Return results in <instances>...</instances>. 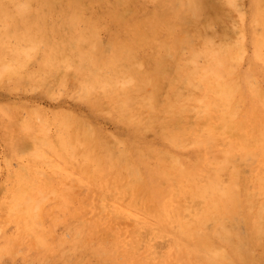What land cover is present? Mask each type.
<instances>
[{"label": "rangeland", "instance_id": "1", "mask_svg": "<svg viewBox=\"0 0 264 264\" xmlns=\"http://www.w3.org/2000/svg\"><path fill=\"white\" fill-rule=\"evenodd\" d=\"M23 1V0H22ZM27 1V0H26ZM26 1H24L23 3H25L26 5H27V7H29V8H27L26 10H25V14H23L22 13V15H24V16H26V17H24V16H20V14H18V11L16 12V10L17 9H15V8H17V7H15L14 6V2L11 0V1H9V0H4V2L6 3V4H8V7H10V9L12 10L11 12H13L14 11V13H11V12H9L10 11V9L7 7V11L10 13V15H11V17H14L15 16V13H17L16 14V19L17 20H15L14 18H13V20L12 19H10V20H12V22L15 20V22L16 21H18V24H19V26H17V22H16V25H14L12 22H10V20L9 19H7L8 21H9V23H11L12 25V27H13V25H14V27H19V30H20V28H21V26H22V29L18 32V31H16L17 32V34L18 35H20V38L22 37L23 38V35L24 34H19L23 29H24V25H26V30H27V26L28 27H33V30L34 29H37L35 32H37L38 33V31H39V29H40V27L42 26V31H41V33L43 34L44 33V41L43 40H41V38H40V40L38 41L39 42V44L38 43H36L34 46L31 44V43H29V42H25L26 41V39H25V43H23V42H21V40H20V42L23 44V45H21L20 47H18V49H22V51L24 52H21L20 53V51H18L17 50V52H15L16 51V46H18V45H20V43L18 44V42L16 41V43L18 44V45H16V43H14L15 44V46H14V44L12 45V44H10L12 41L14 42V40H13V38H17V36H15L14 35V33L16 34V32H14V30H13V28L12 27H10V29L8 30L9 32H10V34L12 35L13 34V38L11 39L10 37H7V36H9L8 35V33H7V29L5 28L7 25H9V23H8V21L7 20H5V21H0V30L4 33V37L6 38V40H5V38L3 39L2 38V35H1V31H0V38L1 39H3V41L1 40L0 41V58H2V59H4L3 57H5L6 55V57H8V58H6V59H4V60H2V59H0V68H1V66H2V64H3V62L4 63H6V61L7 62H10V61H15V60H17V56L19 57V59H18V61H21L22 59L23 60H26L27 59V66L26 65H24V63L23 62H21V67L20 68H25L24 70H23V68L22 69H18V71H19V75H18V71H17V73L16 72H14V73H16V74H14V73H11V74H14V75H11V74H6L5 73V75H4V77H2V76H0V115L1 114H5L6 115V117H8V118H6L4 115H1L0 116V122L2 121L3 122V124L1 123L0 124V205H5L7 202L9 203V204H7V205H5L4 207L3 206H0V264H132V262H133V260H135V264H137L138 262H139V260L141 261V262H139L138 264H143V261L145 262V260H147L145 263L146 264H154V262H155V264L157 263V264H161V262L163 263V264H167V261L169 262V260L171 259V257H172V261L175 263L176 262V264H180V260H182V262L181 263H184L183 261H185V264H189V263H187V260H189V259H191L192 261L190 262V264L192 263V264H199L200 262L199 261H197V260H199L200 258H203L204 259V257H203V255H201V254H189V255H193L192 257H189V255H188V257H189V259H187V260H183L185 257H187V252L186 251H184V249H182L183 250V252H186V253H184V254H182V251L180 250V252L178 253V252H176V250H178L179 251V249L182 247L181 246V244H179L180 246H178L176 243H175V235L172 233V232H170L169 230H168V233H166L167 232V230H165V232H162V230L163 229H161V227L157 224V223H155L154 221H156V219L155 218H157V217H155L156 216V212L158 211V210H163L164 209V205H165V203H166V201L164 200V199H166V193L168 194L169 192H171L172 194H173V192H174V190L172 189V184H173V180L175 179L174 177H169V176H167V174H165V173H163L162 171H157V164L158 163H156V162H159V160H164V158H165V154L167 153V154H169V155H167L166 156V158L169 156V158L171 157H174V158H172V159H175L180 165H182L183 167H184V164H185V167H190V166H193V165H195V164H198V162H200V160H201V158L199 159V157H201L202 155H204L205 154V148H203L202 146L200 147V145H199V143H195V141H192L193 143H190L189 144V142H191V141H187L188 140V138L186 137L185 139H187L186 141H185V139H184V141L186 142H184V143H182V145L183 144H186V145H183V147H182V145L180 144V147H179V143H173V141H171V139H168L169 137H164L166 134H162V133H167V129L165 128V130H163L164 129V127H161L163 124V126H165L166 124H168V125H170V126H172L173 124H174V122H176V124H174V126H172V129H174V130H176V131H181V129L180 128H184V126H186V125H190V126H192V125H199V124H201V123H199V119H193V118H198L197 117V113H199L196 109L198 108V107H200L199 105H200V102H201V100L202 99H198V98H201V97H204V86L202 87V85L203 84H198L199 85V87L197 86V88L199 89V90H196L197 88L194 86V88L192 89V90H190V91H192L193 93H192V95L194 94V96H192V97H194L193 99L191 98V95H190V91L188 90H186V87H187V89H190V86H189V84H187V83H189V82H187V80L185 79H183V81L185 82L186 81V83H183V81H182V79H180L182 76L180 75V76H177V72H178V70H180L181 68H183L181 65H183V66H189L190 64L189 63H191V65L190 66H194V64L195 65H199L200 67H206L207 65H203L204 63H205V59H206V63L205 64H208L209 62L207 61V60H209L208 58H206V57H208V56H203V55H205L206 53H205V49L204 48H206V45H205V47H204V44H205V41H207V40H209L208 41V44H210L209 46L211 47H213V44L212 43H214L213 42V37L211 36V34H213V36H215V38H214V40L216 41V43L214 44L215 45V49H220V47H222V46H220V44L219 45H217L218 44V40H219V36H223L224 38H221V41L219 40V43L221 42L222 44H224L223 42H225L226 41V39H227V36L225 35L224 36V32L226 33V31H227V33H228V31H229V36H228V38L229 39H227V41H228V43H225L224 45H225V47H227L226 45H230V43H232V44H234V51L232 50L233 48H231L230 46H232L233 47V45L231 44L230 46H228L227 47V49H229V50H232L233 51V53L235 52H237V51H239V49L237 50V49H235V46H237V44H238V41H240L241 43L242 42H244L243 44L245 45H243L242 44V46L244 47L243 48V51H239L240 52V54H239V52H237V55H234L232 52H231V55H232V57L233 58H236V59H238V60H241L240 61V63L241 64H239V63H237L236 62V59L235 60H233L232 59V57H231V55H230V57H231V59L229 58V62L227 63V71L229 72V70L231 69L232 71H234V73H224L223 74V76L224 77H226L227 76V74H230V75H228L227 77L229 78V79H231V77H232V79H231V82L232 83H234L235 84V86L237 87V90H238V92L240 91L242 94H244V96L242 97L241 95L242 94H240V92L238 93L239 95H238V97H242L243 98V107L244 108H241L240 110H242V111H240L239 110V115L241 116V114L242 115H244V113L246 112L245 110H246V108L245 107H248V106H250L251 105V96H252V94L251 93H253V91H252V89L255 91V92H257V88H255L256 87V84H253V83H258L259 85L257 86V87H260L261 89H264V62L262 61V60H260V59H257L258 57H255V55L257 54L256 53V49H255V46H254V36H255V38H256V40H257V42H259L260 43V45H261V47H262V51L264 50V45H263V43L261 42V41H259L260 40V36H261V33L259 34L258 32H256V31H264V28L262 29L261 27L260 28H257L258 27V25L260 26H262V27H264V24H263V22H261V21H259V20H257L258 18H260V20H264V15H263V17L262 16H260V15H262V13L264 14V12H261V11H263L264 10V7L263 6H260V7H263V9H261V10H259L260 12L258 13L257 11H255V9H258V7H259V2H258V5L256 4V2H255V0H224L223 2H225V3H227V4H223L222 3V0H208V3L210 4L209 6H208V4H207V0H203L204 2H205V8H207V7H209L208 9H209V11H208V9H207V13L206 12H203V11H206L205 9H204V7H203V5H201L200 7L202 8V9H204V10H202V14H201V11H200V13H198V14H194L193 13V15H191L192 17H198L199 18V16L200 15H203V16H201V20H200V22L198 23V21H197V19L195 20L194 18H193V20H191V17H189L190 16V14H189V16L187 15L188 13H190L189 11L190 10H186V14H184L185 12H183V14H178L177 12L179 11V12H181V10H179V9H182L183 7H185L186 8V6L188 5V3H189V1L188 0H186V1H184V4L182 3V1L181 0H177V2H179V4L180 3H182L181 5H182V8L180 7V5H179V8L177 7V2H175V0H174V2L177 4L176 5V7L173 5V4H175V3H173V1H171V0H163V2H162V0H128V4H126L125 3V1H124V4H123V0H122V4L120 3V0L118 1L119 3H120V6L118 5L119 3H117L116 1L117 0H111V1H113V2H111V3H108V2H110V0H102L103 2L101 3L99 0H96V2L98 3L97 5H95L93 2H95V0H90L91 2L89 3V1L87 0V2H86V0H83V3H84V5L85 4H88V5H86L85 7H86V9H84L85 7L84 6H80V8H81V10H82V14H78V16H79V18L81 19L82 17H86V19L88 18V23H89V21H95L94 23H95V25H96V30H95V34L92 36L89 32H86L88 35H91V38L93 39V38H97V39H100L99 41L97 40V39H95V41H97V42H99V43H103L104 44V48L103 47H98V50L100 49H107V50H104V51H100L101 52V54L102 55H104V57H106V56H109V55H111L112 54V48L111 49H109V46L111 45L113 48H115V44H119V43H121V41H122V43L124 42V39L126 38H130L131 37V35H132V37L131 38H133V36H134V38L136 37V36H138L139 35V33H140V31H139V27L141 28V27H144L143 29H144V31L147 29L148 30V27L151 29V30H153L155 27L161 32V31H163V32H157V34H156V36H154L153 38H151V42L149 41V40H147V41H149V42H147L146 41V46H145V49L144 48H139V46H137L136 47V50H135V53H136V55L138 56V57H136L137 59H139L138 61V63H140V64H138L137 63V67L139 68V70H141V71H144V69L145 70H149L150 69V67H152V61H149V59L151 60V59H153V58H155L156 56V58L155 59H162L161 57H160V55L161 54H165V56L164 55H161L162 57H163V60H162V63H161V66H160V68L162 67L163 69H166V66L168 67L167 69H168V71L171 69V71H165V72H167L166 74V77H162L160 80H159V83H161V85L159 84V86H158V91H157V93H158V95L159 94H161V92H163V91H161L162 90V88H165L166 86H170V85H168V83L167 82H169L170 80H169V77H173L174 76V72L176 73V75L173 77L174 78V89L173 90H175L179 85V87L182 89L183 87H185L184 88V90H186L188 93H189V95L190 96H188V95H186L185 96V94L187 93L186 91L183 93V92H181V90H179L178 88H177V90L178 91H176V92H178L179 93V95H181V96H183L182 94H184V97H182L183 99H184V106H185V108H186V105H188V103H189V107L191 106L190 104H193L190 108H189V111H187L186 109H185V111H183V112H185L186 114L185 115H183V113L181 114L180 113V111H173L174 113H176V114H174L173 113V115H168V113L167 112H165L164 110H160V111H158V113L160 112V113H162L161 115H160V113L158 114L157 113V116H155L154 117V115H150V109L148 110V111H145V109L146 108H149L150 107V105H149V107H147V105L149 104V103H146V101H144V105H145V107H144V105H143V108H142V104L141 103H139V104H135V106L132 104L131 105V107L132 108H130L129 110L127 109V111L129 112L128 114L127 113H125L124 111H122V110H119V108H116L115 107V105H118L119 106V103H118V101H117V99H115L114 97L113 98H111V95H113V94H115V93H117L115 96H120L121 95V93L122 94H124V91H123V89L122 88H125L124 86V83H123V81H120V88L118 87V89H120V91L117 89V90H115V92L113 91V92H108V91H103V89H100V88H97L96 90H95V92H94V90L92 91V92H86V93H84L85 95L86 94H89V95H87V96H83V93H82V90H84L83 88V84H84V82L86 81V78L88 77V67H87V65L89 64L86 60L84 61L83 59H81V57L79 58V57H76V55L74 54V53H77L78 55L79 54H81V52H80V50L81 51H84V46H86L85 44H83L84 46H82L81 47V45H80V47H81V49H76V48H79V44L80 43H78L80 40H79V37L77 36V33L76 32H74V33H72V31L68 28V27H64V28H68V29H64L63 28V26L64 25H62L61 24V22L63 23V21H64V14H63V16H62V13H64V10H65V8H67L68 9V5L65 3L66 2V0H65V2L62 0V2L63 3H61V0L59 1V0H56V2H55V4L57 3L58 5H59V7H62V9H60L59 7H58V5L57 6H55L56 8H59V9H54V5L55 4H53L54 2L52 1V0H44L45 1V4H43V5H48V7L47 8H49V6H51L49 9H46V7L45 8H43V7H41V5H42V3H44V1L43 0H41V2L42 3H40L41 5H38L39 4V0H32V1H28V2H30V3H28V2H26ZM38 1V2H37ZM73 1L74 0H67V3L69 4V3H73ZM82 1V0H81ZM80 1V2H81ZM114 1H115V3H114ZM165 1V2H164ZM181 1V2H180ZM202 0H199V2H201ZM203 1L201 2V3H203ZM259 1V0H258ZM261 1V0H260ZM264 0H262V2H263ZM10 2V3H9ZM46 2H48V4L46 3ZM52 2V3H51ZM86 2V3H85ZM105 4L106 2V4L105 5H102L101 6V4ZM131 2V3H130ZM156 2H157V4H156ZM186 2V3H185ZM237 2V3H236ZM28 3V4H27ZM38 3V4H37ZM91 3L93 4V6L91 5ZM166 3H167V6H166ZM173 3V4H172ZM254 3V4H253ZM264 3V2H263ZM40 7H38L37 5ZM82 4V3H81ZM90 4V5H89ZM108 4V5H107ZM130 4V5H129ZM160 4H163V5H161V6H159ZM185 4H187V5H185ZM30 5H31V7H30ZM65 5V6H64ZM83 5V4H82ZM122 5L123 6H125V9L122 7ZM160 7H158V6ZM169 5H171L170 7V9H168L169 8ZM183 5H185V6H183ZM235 5H237V6H235ZM262 5H264V4H262ZM35 6V7H34ZM36 6H37V8H38V10H37V8H36ZM87 6H89V7H93V8H87ZM101 6V7H100ZM105 6H107L106 7V12H104L105 11ZM113 7V8H118V9H114V10H116V12H118L119 11V13H118V15L116 14V13H114V12H112V13H114L115 15H113L112 13H111V10H110V7ZM156 6V7H155ZM172 6L173 7H175L174 9L176 10L175 12H174V10H172ZM251 8H250V7ZM15 9V10H13V8ZM82 7H83V9H82ZM96 7V8H95ZM111 7V9H113ZM166 7H167V9H166ZM30 8H32V9H30ZM51 8H53L54 10H58V11H60V13H58V12H56V11H53V9H51ZM79 8V9H80ZM154 9V11L153 12H150L149 10L150 9ZM89 9H90V11H93V12H90V13H88L89 15L88 16H86V12L87 11H89ZM98 9H99V11H98ZM125 10V11H123V12H121L120 13V10ZM138 9V10H137ZM146 9V10H145ZM164 9L166 10V14L169 12L170 14V16L169 15H167L168 16V20H167V18L164 16V22L165 23H161L162 22V20H161V24H163V25H160V23L158 24L159 26H162V28L164 27V24H165V26L166 27H164V29L162 30V28H160L158 25H156L157 23V21L159 22L160 21V19H163V15L165 14V13H163L164 12ZM188 9V8H187ZM31 11L32 10V12H26V11ZM50 10V11H49ZM114 10H112V11H114ZM118 10V11H117ZM134 10L135 11H137V12H134ZM142 10V11H141ZM148 10V11H147ZM159 10V11H158ZM162 10V11H161ZM185 9H183V11H184ZM37 11H38V14H40V17H38V14H37ZM46 11H48L49 12V14H48V18H47V14H45L46 13ZM79 11V10H78ZM103 11V12H102ZM108 11V12H107ZM141 11V12H140ZM147 11V12H146ZM168 11V12H167ZM256 12V13H254V12ZM54 12H56V14H60V15H58V17H56L55 18V16H57L56 14L54 15ZM81 12V11H80ZM79 12V13H80ZM95 12V13H94ZM100 12H102L101 14H100ZM163 13V14H160V16H159V14H157V13ZM172 12H174V13H172ZM27 13H28V15H27ZM97 13V14H96ZM113 15V20H111L112 19V17H109L110 15ZM122 13L124 14L125 13V18L124 19H127V17H128V20L130 19V24H129V21H125L124 20V22H122V24H118V23H120L121 21H123V19L121 20V18H122ZM133 13V14H132ZM139 13V14H138ZM152 13H154V16H153V14ZM182 13V12H181ZM208 14V16H211V17H213L212 19H211V17H210V19H206V20H213L214 22H210L209 24L208 23H206V21L204 20V18H206V14ZM209 13H210V15H209ZM253 13L256 15V17H253L254 15H253ZM12 14H13V16H12ZM36 14H37V16H36ZM99 14V15H98ZM108 14V15H107ZM136 14H137V16H136ZM143 14V15H142ZM147 14H151L152 16H150V17H152V18H154V19H158V16H159V18L160 19H158V20H154V19H152V18H148V20H147V18H146V16H147ZM177 14V15H176ZM191 14H192V12H191ZM257 14H259V16L257 15ZM42 15V16H41ZM44 15V16H43ZM84 15V16H83ZM101 15H103V17L101 18ZM128 15V16H127ZM129 15H131V16H129ZM142 15V16H141ZM148 15V16H149ZM162 15V16H161ZM173 17H172V16ZM182 15L184 16H188L189 18H190V20H188L187 19V17L186 18H184L185 20H183V18H181L182 17ZM195 15H199V16H195ZM252 17H251V16ZM20 16V17H19ZM33 16H35V18L33 19H31V17H33ZM59 16H60V18H62V20L63 21H60L61 19L59 18ZM100 16V17H99ZM107 16V17H106ZM117 16H119L118 18V20H121L120 22L118 21V20H116L115 21V19H117ZM127 16V17H126ZM136 16V17H135ZM139 16H141V17H143V19L144 18H146V19H142L143 21H138L137 19H139V20H141V17H139ZM180 18H179V17ZM244 18H243V17ZM250 16V17H249ZM41 17H43V18H45L46 17V20L48 21V28H47V26H45L44 24H46V23H43V21L45 20V19H42ZM94 17H96V18H94ZM98 17V18H97ZM116 17V18H115ZM177 17L179 18V19H181V21L183 20V23H180V21L177 19ZM204 17V18H203ZM262 17V18H261ZM40 18V19H39ZM52 18V19H51ZM89 18H90V20H89ZM100 18V19H99ZM105 18H106V20H107V22H105L106 20H105ZM108 18V19H107ZM115 18V19H114ZM246 18V19H245ZM254 18V19H253ZM19 19V20H18ZM21 19V20H20ZM27 19V20H26ZM28 19L30 20H33V21H36V23L37 24H35V22H33L35 25H33V24H30V21L28 22ZM37 19H39L40 20V22H39V20L37 21ZM57 20V22H56V20ZM85 19V20H86ZM92 19V20H91ZM101 19H104V20H101ZM135 19V20H134ZM150 19V20H149ZM177 19V20H176ZM186 19H187V23H185L186 22ZM200 19V18H199ZM243 19V20H242ZM255 19H256V21H255ZM43 20V21H42ZM55 20V21H54ZM111 20V21H110ZM137 20V23H135L136 24V26L133 24V26L131 27L132 29H133V27H134V31H132V29H130V26L132 25L131 23H134V21H136ZM152 20V21H151ZM172 20V21H171ZM175 20L176 21H179L178 23H180V24H176L175 25ZM196 21V22H193V23H189V21L190 22H192V21ZM241 20H242V23H241ZM252 20H254V21H252ZM82 21V20H81ZM108 21H110V22H108ZM115 21V22H114ZM154 21V22H153ZM251 21V22H250ZM25 22V23H24ZM45 22V21H44ZM52 22V23H51ZM59 22V23H58ZM139 22V23H138ZM147 24H146V23ZM152 22V23H151ZM166 22H167V24H166ZM171 22V23H170ZM204 22H205V24L207 25L208 24V26L209 25H211V26H209V28L208 29H206V30H208V31H206L205 30V32H206V34L204 35V34H202L201 35V33H203V31H204V29L206 28L205 27V25H203L204 24ZM258 23V25H257V23ZM260 22V23H259ZM4 23V24H3ZM51 23V24H50ZM81 22L79 21V23L77 24V26H78V29H80L81 30V27L82 26H80V25H84V27L83 28H85V27H88V25H87V23L84 21V18H83V23L82 24H80ZM106 23H108V24H105ZM141 23H145V25L143 26ZM156 23V24H155ZM184 23H185V25H184ZM197 25H196V24ZM242 24L243 26V28H244V30H243V28H241L240 27V29H238L237 27H239V24ZM246 23V24H245ZM3 24V25H2ZM39 24V25H38ZM54 24H56V25H54ZM64 24V23H63ZM98 24L101 26V27H99L98 26ZM101 24H104L105 26H106V29H105V27H103L104 25H101ZM114 24H118L119 25V27H117L116 25H114ZM142 26H141V25ZM150 24V25H149ZM155 24V25H154ZM171 24V26H172V24H174L175 25V27L173 26V28H176V30L174 31V33L176 32V35L178 36H176L174 33H172L170 30V35H169V33H167V32H169V31H166V29L168 30V27H169V25ZM182 24V25H181ZM189 24V26H190V24L192 25V27H187L186 25H188ZM196 25V26H198V28H199V24H201L202 26H204L203 27V30H202V28L200 27V29L201 30H199V33H195L194 31H196V30H194L195 28L193 27V25ZM240 24V25H241ZM38 25V26H37ZM41 25V26H40ZM43 25H44V28H43ZM47 25V24H46ZM128 25V26H127ZM139 27H138V26ZM154 25V26H153ZM178 25V26H177ZM183 25H184V27H185V29L186 30H188V34H189V30L191 29L193 32H190L191 34H189L188 36H190L189 38H184V37H179L180 36V34L179 33H181V32H183L182 31V29L184 30V27H183ZM200 25V26H201ZM247 25H249V26H247ZM255 25V26H254ZM53 26H54V30H56V26H60V27H58L59 28V30H60V32L59 33H61L62 32V34L61 35H63V37L65 38L64 39V41H61L62 39H60L62 36L59 34V37H58V33H55V32H53L54 30H53ZM76 26V27H77ZM110 26V27H109ZM124 26H126V27H124ZM148 26V27H147ZM158 26V27H157ZM181 28H180V27ZM195 26V27H196ZM227 26L229 27V28H227ZM237 26V27H236ZM4 29H3V28ZM36 27H38V28H36ZM46 27V28H45ZM51 27V28H50ZM98 27V28H97ZM187 27V28H186ZM61 28H62V30H61ZM104 28V29H103ZM110 28V29H109ZM124 28H125V30H124ZM128 28V31H129V33H133V34H128V32H126V29ZM138 28V29H137ZM155 28V29H156ZM171 27H169V29H170ZM180 28V29H179ZM193 28V29H192ZM198 28H196V29H198ZM211 28V29H210ZM248 28V29H247ZM257 28V29H256ZM47 29V32H48V34H49V37H47V33H46V30ZM77 29V28H76ZM89 29V28H88ZM87 28L86 29H84L85 31H87L88 30ZM112 29H116L115 31L113 30L112 31ZM123 29V30H122ZM251 29V30H250ZM258 29H260V30H258ZM4 30V31H3ZM16 30H18L17 28H16ZM49 30V31H48ZM50 30H52V32H50ZM65 30L67 31V34H64V33H66L65 32ZM83 30V29H82ZM130 30H131V32H130ZM139 32H137V31ZM141 31H142V28L140 29ZM166 32H165V31ZM253 30V31H252ZM14 32V33H11V32ZM33 31V32H34ZM57 31V30H56ZM96 31H97V33H96ZM110 31H112V32H110ZM121 31V32H120ZM149 31V30H148ZM179 31V33H177ZM181 31V32H180ZM198 31V30H197ZM196 31V32H197ZM202 31V32H201ZM26 32V31H25ZM58 32V31H57ZM108 32V33H107ZM120 32V33H119ZM126 32V34H123V33H125ZM136 32H137V34H136ZM146 32V31H145ZM201 32V33H200ZM204 32V33H205ZM250 32V33H249ZM2 33V34H3ZM26 33H28V32H26ZM25 33V34H26ZM54 33V34H56L57 35V38H55L56 37V35L54 36V37H52L51 35ZM70 33V34H69ZM101 35H99V34ZM115 35H114V34ZM119 33V34H118ZM158 33H160V34H158ZM166 33H167V35L169 36V38H168V36H167V38L165 37L166 36ZM172 33V34H171ZM184 33H185V35H183V36H187L186 35V32L184 31ZM183 33V34H184ZM194 33H195V35L197 34V38H195L194 40L196 41L197 40V43L195 42L194 43V40L192 39V38H194V37H196L195 35H194ZM210 34V36H209V34ZM247 35H246V34ZM39 34H40V31H39ZM38 34V35H39ZM72 34H73V36H72ZM113 34V35H112ZM135 34H136V36H135ZM163 34V35H162ZM174 34V35H173ZM179 34V35H178ZM201 35V37H200V39H202V40H204V43H200L199 41H202V40H200L199 38H198V35ZM221 34V35H220ZM256 34V35H255ZM259 34V35H258ZM69 35V36H68ZM96 35L98 36H100V38H99V36L98 37H96ZM108 35V36H107ZM111 35V36H110ZM117 35H118V39H117ZM130 35V36H129ZM182 35V34H181ZM191 35H192V37H191ZM217 35V36H216ZM244 35V36H243ZM61 36V37H60ZM71 36V38H69ZM74 36H76V37H74ZM95 36V37H94ZM110 36V37H109ZM115 36V38L116 39H114L113 37ZM126 36V37H125ZM161 36V37H160ZM174 36H176L177 37V39L174 37ZM205 36H207V38H205ZM241 36V37H240ZM46 37L49 39V41L50 40H52L50 43H57L56 41H58V42H60L61 41V43H58V44H54L55 46H56V48H57V46L59 45H61V44H63V43H66V44H64L65 46V48L67 49H65V51H64V55L66 56V58H68L69 60H70V62H71V58H73L72 59V62L70 63V64H67L66 65V63H65V66L64 65H62V64H64L63 62H58L59 64V67H58V69H57V64H55V65H49V66H43V59H44V57H45V55H46V51H48L50 48V46L52 47V49H55V47L54 46H52V44L50 45L49 44V42H47L46 41ZM53 39H52V38ZM62 37V38H63ZM76 38V39H78L79 41H77V40H75L74 38ZM106 37V38H105ZM157 37V38H156ZM163 37V38H162ZM165 37V38H164ZM210 37V38H209ZM238 37H239V39H238ZM249 39H248V38ZM103 38V39H102ZM111 38V39H110ZM127 39L128 40V43H132V41L133 42H135V40L137 39H134V40H131V38L130 39ZM162 38V39H161ZM172 38H173V40H172ZM180 40H179V39ZM183 38V39H182ZM24 39V38H23ZM72 39H74L75 40V42L74 43H76V44H74V45H76V47H74V45H72V44H70L69 43V45H68V42L69 41H71ZM107 39H110V40H108L107 41ZM112 39H114V41H117V42H114L113 44H114V46H113V44H112ZM152 39H153V41H152ZM157 39V40H156ZM165 39V40H164ZM182 39V40H181ZM185 39H187V40H185ZM190 39V41H192L193 40V42L191 43L194 47H196V46H198V47H196L198 50L196 51V48H194L193 46H189V43H188V45H187V47H186V43L187 42H185V41H188ZM198 39H199V41H198ZM225 39V41H223ZM244 39V40H243ZM252 41H251V40ZM10 40V42L8 43V41ZM18 40V41H19ZM65 40H66V42H65ZM103 40H104V42H103ZM127 40H125V43H126V41ZM156 40V41H155ZM163 40V41H162ZM168 42H167V41ZM172 40V41H171ZM237 40V42H234V41H236ZM28 41V40H27ZM77 41V42H76ZM130 41V42H129ZM165 41H166V43H169V44H172L173 42H177V46H178V48H177V51L178 50H180V48H182L181 50V53H180V51L179 52H177L178 53V60L177 61H179V63L177 62V64H176V62H175V59L173 58V56H171L172 57V59H171V57H170V53L169 52H171L172 53V51H169V52H163V51H165V49H162V48H160L161 46H162V44H164L165 43ZM182 41H184V45H183V43H182V47H180V43ZM223 41V42H222ZM6 44H5V43ZM12 42V43H13ZM42 42H44L46 45H45V47H47V48H45L44 46H43V48H45V49H43V48H41L42 47V45H44V43L43 44H41ZM81 42H82V40H81ZM111 42V43H110ZM164 42V43H163ZM189 42V41H188ZM234 42V43H233ZM246 42V43H245ZM251 42V43H250ZM72 43V42H71ZM77 43H78V45H77ZM144 43H145V41H144ZM153 43V44H152ZM240 43V44H241ZM7 44H8V46H7ZM26 45V47H25V45ZM28 44H29V46H28ZM31 44V45H30ZM37 44H38V48H37ZM201 44L203 45V46H201ZM212 44V45H211ZM221 44V45H222ZM252 44V45H251ZM10 45H12V46H14V47H12V46H10ZM101 45V44H100ZM160 47H159V46ZM223 45V46H224ZM23 46V47H22ZM41 46V47H40ZM58 46V47H59ZM67 46V47H66ZM74 48H73V47ZM78 46V47H77ZM101 46H103V45H101ZM105 46H108V48L107 47H105ZM158 46V47H157ZM10 49H8V48ZM69 47H72L71 48V50L69 49ZM153 47H155V49L153 48ZM191 47L192 48H194L193 50L196 52V54H197V57H199L200 56V54H201V56H203L202 58H199V61L198 60H196V59H198V58H195V60L193 61V59H192V57H189V55H191L192 56V49H191ZM201 47V48H200ZM204 47V48H203ZM219 47V48H218ZM238 47H240V48H242L241 46H238ZM237 47V48H238ZM3 48H5V49H3ZM15 49L14 51H13V49ZM148 48V49H147ZM152 48H153V50H152ZM184 48V49H183ZM188 48V50H186V49ZM223 48V47H222ZM221 48V49H222ZM8 49V50H7ZM35 49V50H34ZM47 49V50H46ZM70 51H69V50ZM76 49V51L74 52V51H72V50H75ZM203 50V52L201 51V50ZM260 49V48H259ZM31 50H34L35 51V53H36V50H39V51H37V53L35 54V56H34V54H32L31 55ZM46 50V51H45ZM78 50V51H77ZM86 50H87V48H86ZM114 50V49H113ZM138 50V51H137ZM139 50H141L142 52H140ZM148 50V51H147ZM152 50V53L154 54L153 56L150 54H148V53H151L150 51ZM155 50L157 51L156 53H155ZM187 52H186V51ZM190 50V51H189ZM237 50V51H236ZM241 50V49H240ZM255 52H254V51ZM147 51V52H146ZM161 51H162V53H161ZM260 51H261V49H260ZM31 52V53H30ZM74 52V53H73ZM78 52H80V53H78ZM184 52V53H183ZM20 53V54H19ZM67 53H69L68 55H69V57H68V55H67ZM71 53V54H70ZM147 53V54H146ZM168 53V54H167ZM187 53V54H186ZM190 53V54H189ZM243 53H244V55H243ZM9 54H10V56H9ZM14 54V55H13ZM30 54V56H32V58H33V60H32V58L30 57V56H28ZM74 54V55H73ZM83 54V53H82ZM82 54H81V56H82ZM203 54V55H202ZM11 55H12V57H14L15 56V58H12L11 57ZM72 55V57L70 58V56ZM77 55V56H78ZM143 55V56H142ZM159 55V56H158ZM180 55V56H179ZM181 56H183V58H185V59H181L180 57ZM200 56V57H201ZM257 56V55H256ZM9 57H11L10 59H9ZM28 57V58H27ZM83 57V56H82ZM148 57V58H147ZM166 57V58H165ZM238 57V58H237ZM25 58V59H24ZM77 60H76V59ZM84 58V57H83ZM142 58V59H141ZM145 58H146V60H145ZM167 60V59H169V60H167V61H169V63L167 64L166 63V61H165V59ZM188 58H189V60H188ZM205 58V59H204ZM242 58V59H241ZM12 59V60H11ZM254 59V60H253ZM22 60V61H23ZM31 60V61H30ZM142 60V61H141ZM143 60H145L144 62H143ZM184 60H185V65H184ZM191 60V61H190ZM201 60H203V61H201ZM237 60V61H238ZM28 61H30V62H28ZM34 61V62H33ZM78 61V62H77ZM79 61L82 63H84V64H86V65H82L83 67H81V65H79L78 66V63H79ZM149 61V63H147ZM187 61H190L189 63H188V65H187ZM193 61V62H192ZM25 62V61H24ZM75 62H77V63H75ZM151 62V63H150ZM230 62L232 63V62H234V64H235V62H236V64L234 65L233 63H232V67L233 66H235V67H233V68H231V66H229L228 67V64H230ZM239 62V61H238ZM30 63V64H29ZM60 63H61V66H60ZM88 63V64H87ZM172 63H173V65H172ZM193 63V64H192ZM198 63V64H197ZM252 63V64H251ZM255 63V64H254ZM259 65H258V64ZM72 64V65H71ZM76 64V65H75ZM136 64V63H135ZM143 64V65H142ZM145 64V65H144ZM165 64H167V65H165ZM178 65V67L180 66L181 68H179L178 69V67L176 66V65ZM237 64H239V68L238 67H236V65ZM164 67H163V66ZM261 65V66H260ZM24 66H26V67H24ZM64 66V67H63ZM76 66H78V68L76 67ZM84 66H85V68H86V70L84 71ZM143 66V67H142ZM170 66V67H169ZM177 68H176V67ZM238 66V65H237ZM251 66H253V69H252V67ZM38 67H40V69L42 68V70L39 72L38 70H39V68ZM45 67V68H44ZM51 67V68H50ZM52 67H53V70L55 69V71H54V73H53V71H52ZM60 67L62 68V69H60ZM69 67H71L72 69H70ZM144 68L143 70H142V68ZM177 69V72L176 71H172L173 69L174 70H176L175 68ZM247 67H248V70H250L249 71V73H248V76H249V74H250V76L252 75V76H255V78H256V80H254V77H253V79L252 80H250L249 78H252V77H248V76H246L245 74V71H246V69H247ZM249 67H250V69H249ZM256 67H258L257 69H256ZM237 68H238V70H237ZM44 69H45V73H44ZM48 69V70H47ZM68 69V70H67ZM77 69V70H76ZM166 69V70H167ZM234 69V70H233ZM253 71H252V70ZM255 69V70H254ZM23 70V71H22ZM34 70H36V72L34 71ZM46 70L49 72L50 70L52 71V75L49 73H47L46 72ZM71 70V71H70ZM75 70V71H74ZM182 70V69H181ZM241 72H240V71ZM258 70V71H257ZM31 71V72H30ZM43 71V72H42ZM50 71V72H51ZM57 71V72H56ZM72 71H74V74H73V72ZM77 71V72H76ZM79 71V72H78ZM150 71V70H149ZM149 71H146V72H149ZM238 73H237V72ZM30 72V73H29ZM35 72V73H34ZM151 72V71H150ZM247 72V71H246ZM32 73H33V75H32ZM42 73V75L44 76L43 78H41L42 76H39V74H41ZM44 73V74H43ZM46 73L48 74V75H46ZM34 74H35V76H34ZM226 74V75H225ZM236 74V75H235ZM239 74V75H238ZM0 75H2V74H0ZM22 75H23V77H22ZM24 75H26V77L28 78V80H26L27 78L24 76ZM82 75V76H81ZM173 75V76H172ZM260 75V76H259ZM5 76H8V77H5ZM36 76H38L39 78H38V80H36L37 79V77ZM49 76H50V78H49ZM177 76V77H176ZM184 77L186 76V75H183ZM238 78H237V77ZM9 77L12 79H9ZM31 77V78H30ZM36 77V78H35ZM84 77H86V78H84ZM167 77H168V80L169 81H167V82H164L165 80H167ZM178 79V81L176 80V82H175V79L176 78ZM178 77H180V78H178ZM233 77H235V78H233ZM241 77V78H240ZM248 77V78H247ZM260 79H259V78ZM4 78V79H3ZM25 78V79H24ZM31 80H30V79ZM48 78H49V80H48ZM79 80H78V79ZM183 78V77H182ZM237 78V79H236ZM243 78V79H242ZM245 78V79H244ZM258 78V79H257ZM9 79V80H8ZM24 79V80H23ZM43 80V82L42 81H39V80ZM85 79V81L83 82V80ZM236 79V80H235ZM6 80H7V82H6ZM23 80V81H22ZM30 80V81H29ZM48 80V81H47ZM133 80H134V82H133ZM131 82V85H132V87H135V83L137 82V79H133ZM172 80V79H171ZM242 80L244 81L243 83H242ZM12 81V82H11ZM25 81V82H24ZM27 81V82H26ZM29 81V82H28ZM45 81H46V83H48V84H46L45 85ZM238 81H239V83H238ZM11 82V83H10ZM37 82V83H36ZM41 82H42V85H40L41 84ZM162 82H164V83H162ZM178 82H179V84H178ZM241 82V83H240ZM22 83V84H21ZM40 83V84H39ZM83 83V84H82ZM165 83L167 84V85H165ZM252 83V84H251ZM3 84V85H2ZM9 84V85H8ZM26 84V85H25ZM34 84H35V86H34ZM123 84V85H122ZM163 84H164V86H163ZM178 84V85H177ZM182 84V85H181ZM183 84H184V86H183ZM23 85V86H22ZM48 85V86H47ZM76 85H77V87H76ZM130 85V86H131ZM248 85V86H247ZM255 85V86H254ZM16 86V87H15ZM201 86V87H200ZM246 86H247V88H246ZM251 86V89L249 88ZM254 86V87H253ZM5 87V88H4ZM21 87H23V88H21ZM79 87H80V92H79ZM146 87H148V86H145V89H142V90H135V92H137L136 93V95H138V94H140V93H142L141 94V96H137L138 98L139 97H141V99H145V96L146 95H143V94H146V93H148L147 91H151V90H149V89H151V88H149L148 87V90H147V88ZM160 87V88H159ZM14 88H16V89H14ZM168 89H167V91H166V89H163V90H165L164 92H163V94H161L162 96H158V98H159V100H160V102H166V100L168 99V98H170V97H168V96H170L169 94L172 92V88L170 87H167ZM241 88V89H240ZM255 88V89H254ZM260 88H259V90H260ZM18 89V90H17ZM20 89H22L21 91H20ZM98 89H100L99 91H98ZM126 89V88H125ZM124 89V90H125ZM161 89V90H160ZM240 89V90H239ZM257 89V90H256ZM16 90V91H15ZM25 90V91H24ZM46 90H48V91H46ZM76 90H78V92L76 91ZM144 90L146 91V92H144ZM184 90H182V91H184ZM194 90V91H193ZM201 90V91H200ZM243 90V91H242ZM249 90V91H248ZM74 91H76V92H74ZM103 91V93H104V95L103 96H101L103 93H100V92H102ZM122 91V92H121ZM138 91H139V93H138ZM263 91L264 90H262V93H263ZM16 92H18L17 94H16ZM48 92V93H47ZM83 92H85V90L83 91ZM144 92V93H143ZM166 92H168L166 95H165V93ZM194 92H196V94L194 93ZM261 92V91H260ZM11 93V94H10ZM14 93V94H13ZM81 95H80V94ZM98 93H100L101 95H97ZM107 93H111V95H110V97H108L107 96ZM120 93V94H119ZM182 93V94H181ZM197 93H199V94H197ZM202 93V94H201ZM17 96H16V95ZM75 94V95H74ZM96 94V95H95ZM264 94V93H263ZM20 95V96H19ZM78 95V96H77ZM79 95H80V97H79ZM95 95V96H94ZM143 95V96H142ZM168 95V96H167ZM199 97H198V96ZM91 96H94V97H91ZM114 96V95H113ZM165 96H166V99H165ZM79 97V98H78ZM88 97V98H87ZM163 97V99H165L164 101H161V98ZM168 97V98H167ZM236 97V96H235ZM234 97V98H235ZM239 98V100H242V98ZM24 98V99H23ZM86 98V99H85ZM90 98V99H89ZM177 98V97H176ZM186 98H188V99H186ZM189 98H191V100L189 99ZM196 98V99H195ZM10 99V100H9ZM80 99V100H79ZM96 99H99V102H104L105 101V103H107L108 105H106V104H102L103 106H105L106 105V107L105 108H108L109 106H111V107H109L108 109H110V110H108V109H106L105 110V108L102 106V105H100V103H98L97 101L98 100H96ZM105 99V100H104ZM109 99V100H108ZM111 99V100H110ZM140 99V100H141ZM162 99V100H163ZM180 99H181V97L179 96V98H178V101H180ZM194 99L195 100H197V102H195L194 101ZM8 100H9V102H8ZM89 100H90V102H89ZM186 100V101H185ZM188 100V101H187ZM5 101V102H4ZM13 102V104H12V102ZM89 102V104H88V102ZM113 101V104L111 103V102ZM192 101V102H191ZM2 102V103H1ZM7 102V103H6ZM15 102V103H14ZM21 102V103H20ZM185 102H186V104H185ZM5 103V104H4ZM9 103V104H8ZM16 103H17V105H18V108H17V105H16ZM19 103V104H18ZM92 103V104H91ZM117 103V104H116ZM198 103V104H197ZM11 104L13 105L12 106V108L10 109V107H8V106H11ZM27 104V105H26ZM98 104V105H97ZM249 104V105H248ZM8 105V106H7ZM15 105V106H14ZM136 105H137V108H139V109H143L144 111H141V113H140V110H138L137 108H136ZM166 105V104H165ZM26 106V107H25ZM197 106V107H196ZM7 107L9 108V110H7ZM19 107H21L20 109H24L23 111H19ZM23 107V108H22ZM29 107V108H28ZM92 107V108H91ZM98 107V108H97ZM6 108V109H5ZM16 108V109H15ZM32 108H33V110H32ZM37 108H38V112H40V113H35L34 111H36L37 110ZM43 108V109H42ZM61 108V109H60ZM188 108V107H187ZM192 108V109H191ZM195 108V109H194ZM45 109V110H44ZM63 109H66V113H63V112H65ZM69 109V110H68ZM73 109V110H72ZM141 109V110H142ZM191 109V110H190ZM199 109H201V108H199ZM99 110H101V111H99ZM102 110H104L105 112H103ZM108 110V111H107ZM8 111H10V112H8ZM15 111V112H14ZM27 111V112H26ZM61 113V114H63V115H61L59 112ZM63 111V112H62ZM72 111H74V112H72ZM126 111V112H127ZM137 111H139L138 113V115H137V113L136 112ZM165 112V113H163V112ZM195 111H197V112H195ZM245 111V112H244ZM3 112V113H2ZM20 112V113H19ZM30 112V113H29ZM55 112V114H59L60 115V120H57L56 121V118L57 119H59L58 117H59V115L57 114V116L55 117V114H53ZM57 112V113H56ZM67 112H68V114H67ZM136 113L134 116H132L134 113ZM149 112V113H148ZM187 112H189V113H187ZM33 113V114H32ZM51 113V114H50ZM70 113V114H69ZM85 115H84V114ZM124 113V114H123ZM143 113L145 114V115H143ZM177 113H179V114H177ZM196 113V114H195ZM11 116H10V115ZM16 114H17V116H16ZM24 114L26 115V116H24ZM30 114V115H29ZM37 114V115H36ZM40 114V115H39ZM42 114H43V116H42ZM48 114H49V117H48ZM52 114L54 115V117L52 116ZM65 114H66V116H68V115H70V116H72V117H70L69 116V118L71 119V118H74L75 116H82V119H81V122L80 123H82L83 124V122H84V120H86V123H87V127H89L90 126V124H91V126H92V129L94 128V135H95V138H96V143L99 145V147L97 146V148H99V151L101 152V155H102V157H104V159H105V162L103 161L102 163L104 164V165H102V163H101V167H99V166H97L96 164L94 165L93 163H95V162H91L90 160H87V161H90L91 163H92V166L90 165L91 163L90 162H88L89 163V165L86 163L87 161L85 160V165H87V166H90L89 168H90V171L92 172L91 174H89L90 172H88V175H90V177L88 178V176H87V174L86 173H82L83 171V167L84 166H82V165H84V164H82V162H81V160L83 159V157H82V159L79 161V160H77V159H79L81 156V154H79V156H77V158L75 159V155H76V153H75V157L74 156H70V155H73V154H69V153H62V150H61V148H60V145L58 144V137H59V134H61L62 132H61V128L59 129V127H57V126H59V123L57 124V122H60L62 119H63V117H61V116H64L65 117ZM83 114V115H82ZM129 114H132L131 116L129 115ZM149 114V115H148ZM200 114V113H199ZM15 115V116H14ZM22 115L24 116V117H22ZM109 115V116H108ZM148 115V116H147ZM160 117H159V116ZM167 115V116H166ZM175 115H177V116H175ZM181 115V116H180ZM190 116V117H187V116ZM30 116H32V118L33 119H31V117ZM39 116H40V119H39ZM42 116V117H41ZM85 116V117H84ZM139 116H143V118L144 117H147V118H144V119H142V118H140ZM149 116H151V118H149L150 120H148V121H146L145 119H148V117ZM164 116V117H163ZM166 116V117H165ZM171 116V120L169 119V117ZM180 118H179V117ZM184 116H186V117H184ZM245 116V115H244ZM4 117V118H3ZM15 117V118H14ZM19 117H21V119L19 118ZM28 117H29V119H31L30 120V122L28 121ZM52 117V118H51ZM79 117V118H80ZM134 117V118H133ZM138 119H140L139 120V123H136L135 121L136 120H138ZM157 117V118H156ZM159 117V118H158ZM161 117L162 118H165V120H163V119H161ZM176 117H178L177 119H176ZM185 118L184 120L183 119H181V118ZM191 117H192V119H191ZM4 119V120H2V119ZM12 119V120H17V122L19 121V119L22 121L21 123H23V125L20 123V125H17V124H19V123H17L16 121H15V123H17L16 125H15V123H13L14 125H12L11 127H14V129L12 130V129H10V128H6V126L8 125V121H9V119ZM37 118V119H36ZM44 118V119H43ZM54 118H55V120H54ZM120 119V121H119V119ZM126 119V122L127 123H130V124H126V122L124 123V120H122V119ZM133 118V121L131 120L130 121V119H132ZM191 120H190V119ZM6 119V120H5ZM8 119V120H7ZM10 119V120H11ZM49 119H50V121H49ZM51 119H53L54 121H53V123H52V120ZM78 118L77 117H75L74 118V121H78L79 122V120H77ZM134 119H136V120H134ZM142 119V120H141ZM152 119H154V123L155 122H157V124L155 125V124H153L152 122H153V120ZM169 120V122H171L170 124L168 123V120ZM37 120H39V122L37 121ZM44 120V122L42 123V122H40V121H43ZM83 120V121H82ZM163 120V121H162ZM179 120V121H178ZM181 120H182V123H178V122H181ZM196 120V121H195ZM28 121V123H26ZM34 121H35V123H34ZM49 121V122H48ZM90 122V124H89V126H88V122ZM129 121V122H128ZM144 121V122H143ZM152 121V122H151ZM165 121V122H164ZM14 122V121H13ZM20 122V121H19ZM32 122V123H31ZM56 122V129L58 128L60 131H58V129H57V132H60L59 134H57V133H55V127L53 126V124ZM147 122H151V123H149V126H148V124H147ZM190 122V123H189ZM191 122H196L195 124H192ZM6 123H7V125H6ZM9 123H11L12 124V122L10 121ZM36 123H37V125H36ZM52 123V124H51ZM142 123H143V125H142ZM177 123L179 124V125H177ZM185 123V124H184ZM10 124V125H11ZM32 124H34L35 126H31ZM39 124H41V125H39ZM45 124H46V126H45ZM120 124H122V125H120ZM147 124V125H146ZM159 124V125H158ZM162 124V125H161ZM202 124H204L203 123V121H202ZM199 125L200 126V128L201 127H203L204 125ZM2 125H3V127H2ZM10 125H8L7 127H9ZM22 125V126H21ZM25 125H27V126H29V127H26ZM52 125V126H51ZM55 125V124H54ZM84 125L86 126V124H85V122H84ZM126 125H129V126H126ZM143 126V130H142V126ZM180 125H181V127H180ZM182 125H184V126H182ZM189 125L188 126H186L187 128L189 127ZM18 126H20V128H21V130H22V132H21V130H20V128L18 127ZM24 126L27 128H25L24 129ZM49 126H50V128H49ZM90 126V127H91ZM146 126H148V128H149V130H147L148 128L146 127ZM176 126V127H175ZM32 127V128H31ZM44 127H46V129H44ZM118 127V128H117ZM128 127H129V130H128ZM135 127V128H134ZM137 127V128H136ZM146 127V128H145ZM159 127V128H158ZM160 127H161V130H160ZM19 128V129H18ZM23 128V129H22ZM33 128H36V129H33ZM124 128V129H123ZM158 128V129H157ZM192 128V127H191ZM194 128L195 127H193V130H194ZM8 131H7V130ZM11 130V132H10V130ZM44 129V130H43ZM122 129V130H121ZM136 129H138V130H136ZM145 129V130H144ZM180 129V130H179ZM20 132H19V131ZM33 130H36V133H35V131H33ZM124 130V131H123ZM151 130V131H150ZM26 131V132H25ZM30 131H33L31 134L29 133ZM38 131V132H37ZM41 131V132H40ZM49 131V132H48ZM135 131H139L138 133L137 132H135ZM146 131V132H145ZM153 131V132H152ZM155 131V132H154ZM162 131H164V132H162ZM4 132L7 134H11V136H10V134L9 135H6V136H4ZM40 132V133H39ZM46 134H45V133ZM50 132H51V134H50ZM104 132V133H103ZM106 132V133H105ZM122 132V133H121ZM130 132H132V133H130ZM145 132V133H144ZM21 133H27V134H30L31 136H32V138H30V135H27L26 137H25V135H24V138H22V136H23V134H21ZM33 133H35V134H37L38 135V133L40 134V137L38 138V136L36 135L35 136V134L33 135ZM55 133V134H54ZM130 135H129V134ZM53 134V135H52ZM106 134V135H105ZM133 134H134V136H133ZM148 136H147V135ZM158 134V135H157ZM14 135V136H13ZM22 135V136H21ZM42 135V136H41ZM47 135V136H46ZM49 135V136H48ZM104 135V136H103ZM116 135H118L119 137H117ZM161 135V136H160ZM18 136V137H17ZM33 136H35V137H33ZM120 136H121V138H120ZM124 138H123V137ZM10 137L11 138H15L16 139V137L18 138V139H21V143L19 142V141H17L18 143H20V145H23L22 146V148H24V150H22V148H21V151L18 153L17 151H19V147H21V146H19V144L17 143V142H14L13 140H15V139H12V141L10 140ZM20 137V138H19ZM36 137L38 138V139H36ZM52 137V138H51ZM104 137H105V139H104ZM117 137V139L119 138V140H117V139H115ZM136 137V138H135ZM163 137V138H162ZM44 138H46V139H44ZM47 138H48V143H47ZM147 138H149L148 140H147ZM5 139H9V141H7V142H4V141H6ZM17 139V140H18ZM34 139V140H33ZM122 139H124V142L122 141ZM142 141H141V140ZM163 139V140H162ZM190 140H192L191 138H189ZM36 140V141H35ZM107 140H109V141H107ZM116 140L118 141V144H120V145H118L117 143H116ZM128 140V141H127ZM16 141V140H15ZM35 141V142H34ZM40 141H42V143L40 142ZM56 142V143H54V142ZM103 141V142H102ZM106 141H107V144H111V146H110V148L108 147V145H106ZM115 141V142H114ZM123 142V145H121V143ZM126 141V142H125ZM132 141V142H131ZM136 141V142H135ZM140 141V142H139ZM183 141V140H182ZM8 142H10L9 144H7ZM95 142H94V144H95ZM101 142L103 143V144H101ZM111 142V143H110ZM121 142V143H120ZM131 142V143H130ZM16 143V144H15ZM47 143V144H46ZM54 144V146H53V144ZM112 143H114V145L112 144ZM135 143H137V146L135 145ZM181 143V142H180ZM187 143L189 144V145H187ZM39 145V146H36V145ZM41 144H43V145H45V146H43V145H41ZM48 144H50L49 146H52L51 148H52V151L53 152H50L49 150H51V149H49V147L47 146ZM138 144H139V146H138ZM148 144H149V146H148ZM171 144V145H170ZM175 144H177L176 146H175ZM194 144V145H193ZM12 145H13V147H12ZM57 145V146H56ZM81 145L82 144H80V146H79V148L81 149ZM92 145V144H91ZM104 145V146H103ZM119 147H118V146ZM126 145H129L128 146V148H127V146ZM143 145V146H142ZM146 145V146H145ZM157 145V146H156ZM193 145V146H192ZM19 146V147H18ZM41 146V147H40ZM47 146V147H46ZM56 146V148H54ZM103 146V147H102ZM113 146L116 148V147H118L119 149L117 150V148H116V150H112V152L109 150V149H111V148H113ZM121 146V147H120ZM122 146H125L124 148H123V150L125 149V151H127L128 153L126 154V152L124 153L123 152V154H125L126 156H128L127 158L124 156V155H122L121 153V151H122ZM134 146V147H133ZM149 148H152L153 149V151H154V155H153V152H151V150H150V153H152V154H149V153H147V150H148V147ZM155 146V147H154ZM165 146V147H164ZM184 146L186 147V146H188V147H186V148H184ZM195 146H197V147H195ZM222 146H223V143L222 142H220L219 143V145H218V147L216 148V150L214 151V152H216L215 154H217L218 155V157H221V152H222V150H221V148H222ZM18 147V148H17ZM39 147V148H38ZM46 147V148H45ZM82 147H84V145H82ZM106 147H108V148H106ZM139 149H138V148ZM140 147L141 148H144V149H140ZM191 147V148H190ZM224 147V146H223ZM15 150V152H14V150ZM32 148H36V149H33L32 150ZM41 148H43L42 150H41ZM53 148H54V150H53ZM96 148V147H95ZM106 148V149H105ZM131 148V149H130ZM135 148H136V150H135ZM156 148V149H155ZM159 148V149H158ZM198 148V149H197ZM25 149H27V150H25ZM31 151V153H33V152H39L40 154H38V153H36V155L38 156V157H36V155L35 154H31V153H28L29 152V150ZM39 149V150H38ZM49 149V150H48ZM59 149V150H58ZM104 150V152H102L103 150ZM107 149L112 153H110L109 151H107ZM133 149V150H132ZM168 150V151H164V155L162 154V151L163 150ZM217 149H220V151L221 152H219V150H217ZM12 150H13V152H12ZM35 150V151H34ZM41 150V151H40ZM57 150H58V152H59V154L57 153ZM61 150V151H60ZM120 150V151H119ZM139 150V151H138ZM140 150H142L143 151V153H145V157H143V155H141V157H143L142 158V160H141V157L139 156L140 154H142V152H140ZM156 150V151H155ZM158 150H162L161 151V153H160V155L162 154V156L163 157H159L158 155ZM169 150H170V152H173V154H175V156H173L172 154V156L170 155V152H169ZM185 150V151H184ZM192 150V151H191ZM194 150V151H193ZM201 150H203V152L201 151ZM26 151H27V153L28 154H26ZM55 151V152H54ZM137 151V152H136ZM191 151V152H190ZM196 151H200V152H202V153H199V155H198V152H196ZM43 152V153H42ZM46 152V153H45ZM105 152H107V154H111L110 156L112 157V156H114L115 154H113V152L114 153H116V155H122L121 157H123L124 158V160L125 161H121L120 160V156L118 157V156H114V158L115 159H113L114 160V163L116 162V160L119 162V161H121V162H119V163H122V162H124V164H125V166H124V168H122V164H121V168L122 169H124V171L122 170L121 172H122V174L123 173H127V171L128 172H130L131 173V171L133 170V168L135 167V163H136V170L139 168V169H141L140 171H142V173L141 172H139V170H138V172H136L135 171V169H134V171L132 172V174L130 175V173L127 175V178H129L130 176H131V178H133V179H135V178H138V177H140L138 174L139 173H141L140 175H141V180L140 179H135V181H141L142 183H143V181L144 180H146V181H144L146 184H141V183H139V182H137L136 184L134 183L133 184V182H135L134 180H133V182H126V180H127V178H125L124 179V177H126V175L125 174H123L124 176H123V179H121L120 180V178H122V177H120V172H118V171H115L116 169H117V167L115 168L114 166V168L115 169H113V167H112V164H111V166H110V164H109V166H108V160H111L110 159V157H107V154L105 153ZM120 152V153H119ZM149 152V151H148ZM169 152V153H168ZM188 152H190V153H188ZM14 153V154H13ZM24 153V154H23ZM119 153V154H118ZM140 153V154H139ZM30 154H31V156H30ZM45 154V155H44ZM69 154V155H68ZM78 154V153H77ZM138 154V155H137ZM153 155V157L151 156V158H150V156L149 155ZM156 154H158V155H156ZM181 154H183L184 156H182ZM187 154V155H186ZM15 155V156H14ZM26 157H25V156ZM33 155H35V156H33ZM42 155H44L45 157H43ZM58 155H60V156H58ZM61 155H62V157H61ZM65 155V156H64ZM137 155V156H136ZM187 157H186V156ZM196 155H197V157H196ZM17 156H18V158H17ZM28 156V157H27ZM29 156H30V159H31V163L30 162H28V161H30V159H29ZM109 156V155H108ZM147 156H149V158H150V161H149V158H147ZM194 156H195V158H198V161H197V159L195 160V158H194ZM8 158L7 160L5 159V158ZM37 158V159H35L34 160V158ZM40 157H43V160H41V158ZM63 157H64V159H63ZM72 157V158H71ZM79 157V158H78ZM156 157H157V160H156ZM180 157V158H179ZM181 157H183V158H181ZM203 157V156H202ZM9 158H10V160H9ZM19 160H17V159ZM28 158V159H27ZM38 158H40V162L38 161ZM46 160H48V161H46ZM62 158V160H60ZM74 158V159H73ZM130 158V159H129ZM165 158V161H167L168 160V158L166 159ZM171 158H170V160H168L167 162H169V164L171 165ZM190 158V159H189ZM236 158H237V156L233 159V163L235 164V165H237V162L238 163H240V164H238L239 166H240V171H241V175H242V178H245L243 181H245L246 180V182H243V181H241L244 185H245V187L247 186V188H249V190H251L250 192H252V189H255V187H256V185H255V183H253L252 182V180H251V176H253L257 171H258V169H259V167H258V164H256V163H254V161H252L251 159H249L248 160V162H250V160H251V162H253V163H251L250 162V164L246 161H241V159H240V157H238V160L239 161H236ZM5 159V160H4ZM71 159V160H70ZM72 159H73V161L75 162H73L72 161ZM126 159L127 160H131L130 161V163L131 162H133V165H131L130 166V164H126V163H128L127 161H126ZM152 159V160H151ZM179 159V160H178ZM21 160V161H20ZM45 160V161H44ZM65 160H67V161H65ZM69 160H70V162H69ZM76 160L78 161L77 162V164H78V166L77 167H75V168H77V170H78V168H80L81 166H82V168H80L81 170H79V171H77L75 168H73L74 166H70V168L72 167V169H75V170H72V169H70L71 171H70V173H69V171H67V173H66V166H65V163L67 164V163H69V164H67V166L68 165H70L71 163H73V164H76ZM84 160V159H83ZM82 160V161H83ZM146 160V162H144ZM181 160V161H180ZM188 160V161H187ZM195 160V162L193 163L192 161H194ZM5 161V162H4ZM23 161V162H22ZM44 161V165L42 164V167H41V162H43ZM62 161V162H61ZM72 161V162H71ZM107 161V162H106ZM141 161H142V163H141ZM39 162V164H37V163ZM50 162V163H49ZM64 162V164H62ZM79 162H81V164L79 165ZM84 162V161H83ZM126 162V163H125ZM148 162H150V165H149V168H148V165H146V163H148ZM188 162V163H187ZM197 162V163H196ZM236 162V163H235ZM245 162V163H244ZM21 163V164H20ZM51 163H52V165H51ZM54 163V164H53ZM187 163V164H186ZM28 164V166L29 167H27L26 165ZM36 164L39 166H36ZM46 164H48L47 166H46ZM61 164V165H60ZM73 164H71V165H73ZM123 164V165H124ZM149 164V163H148ZM247 166H246V165ZM252 164H253V166H252ZM21 165V166H20ZM33 165H34V167H33ZM51 165V166H50ZM54 165V167H52ZM120 165V164H119ZM152 165H154L153 167H151ZM245 165V166H244ZM257 165V166H256ZM19 166H20V168L24 171H22L20 168H19ZM59 166V167H58ZM87 166H85L84 167V169L86 168V170H89V169H87L88 167ZM94 166H95V168H94ZM106 166V167H105ZM111 167V168H109L108 169V167ZM128 166H130V167H128ZM172 166V165H171ZM250 166H251V169H250ZM46 169H45V168ZM48 167H51V168H49L48 169ZM62 167V168H61ZM95 169V170H97L98 169V171H96V172H101L102 173V176L100 177L94 170H93V168ZM97 167H99L100 168V170H99V168H97ZM102 167H104L106 170H104V168L103 169H101ZM138 167V168H137ZM17 168V169H16ZM35 168V169H34ZM39 168V169H38ZM53 168V169H52ZM66 168V169H65ZM92 168V169H91ZM97 168V169H96ZM119 168H120V166H119ZM129 168H132V170L130 171V169ZM242 168V169H241ZM16 169V170H15ZM38 171H37V170ZM43 169L46 171H43ZM50 169H51V172L52 173H54L55 171L57 172H55L54 174H52L51 172H49L48 173V171H50ZM58 169V170H57ZM108 169V170H107ZM145 169V170H144ZM245 169H246V172H245ZM255 169V170H254ZM12 170V171H11ZM18 170V171H17ZM33 170H34V172H33ZM37 172H36V171ZM68 170V169H67ZM102 170H104V171H102ZM114 172H116L115 174H113V171ZM243 170H244V172H243ZM28 171V172H27ZM40 171V172H39ZM72 171H74V173L72 172ZM144 171V172H143ZM225 171V170H224ZM11 172H12V174H11ZM23 173V175H22V173ZM43 172V173H42ZM62 172H63V174H62ZM76 172V173H75ZM84 172H86L85 170H84ZM96 174H95V173ZM106 172H110V173H112L108 178H106ZM148 172V173H147ZM153 172V173H152ZM251 172V173H250ZM35 175H34V174ZM45 173H46V176H47V178L45 177ZM103 173H105V174H103ZM110 173H108V175L110 174ZM136 173H137V175L138 176H136ZM152 173V174H151ZM162 173V174H161ZM9 174H11L10 176H9ZM32 174V175H31ZM66 174V175H65ZM71 174V175H70ZM94 175V176H91V175ZM116 174L117 175H119V177H117L116 176ZM134 174V176H132ZM149 174V175H148ZM34 175V176H33ZM37 175V176H36ZM51 175V177H48V176H50ZM58 175H60V177H58ZM70 175V178L68 177ZM82 175H83V178H82ZM98 177H97V176ZM15 176H16V178H15ZM32 176V177H31ZM66 176V177H65ZM80 176V177H79ZM96 176V177H95ZM112 176H115L116 177V181L114 180L113 182L116 184L117 183V181H118V184H121V181H122V187L119 185L118 186V184H114L113 182H108V180H112L113 179V177ZM136 176V177H135ZM147 176V177H146ZM153 176H155V177H153ZM158 176V177H157ZM28 179H27V178ZM36 178V180L34 181V179ZM44 177V178H43ZM61 177H62V179L64 180V185L62 184V182H61ZM91 177H92V179H91ZM105 177V178H104ZM156 177L158 178V179H156ZM17 178H20V180H17ZM24 178H25V181H26V183L27 182H29V183H31L32 181L33 182H35V183H31V184H29V183H27V185H26V183H23L22 184V182H25V181H23L24 180ZM38 178V179H37ZM40 178V179H39ZM57 178H58V180H57ZM66 178H67V180H66ZM73 178V179H72ZM81 178H82V180H81ZM86 178H88L87 179V181H85V180H83V179H86ZM110 178H112V179H110ZM131 178H129L127 181H130L131 180ZM142 178H143V180H142ZM152 178V179H151ZM167 178V179H166ZM168 178H169V180H168ZM225 178V179H224ZM22 179V180H21ZM49 179V180H48ZM51 179V180H50ZM68 179H70L69 181H68ZM89 179H91V180H93V182L91 181H88ZM103 180V182H104V179L107 181V183H113V185H111V187H110V185L108 184H106V182H104L103 184H101L102 183V180ZM120 181H119V180ZM171 179H173V180H171ZM222 179L224 180V181H226L227 179H228V171H225L224 173H222ZM15 180H17V181H15ZM40 182H39V181ZM44 180H45V184H43L44 183ZM19 181H21V182H19ZM66 181H68V182H70V184L69 183H66ZM97 181V182H96ZM16 182V184H13V183H15ZM37 182H39V184L37 183ZM47 182L48 183H50V184H47ZM94 182H95V185H94ZM99 182V183H98ZM162 182H165V183H162ZM12 183V184H11ZM21 183V184H20ZM51 183H52V186H51ZM99 185H98V184ZM148 183V184H147ZM150 183V184H149ZM246 183V184H245ZM250 185H248V184ZM251 183V184H250ZM25 184V185H24ZM47 184V186L49 185V189H51L52 191H54L53 190V188H55V189H57V188H60V189H58V191L56 190V192L58 193V195L55 197V195L57 194V193H55V191L53 192V194H54V199H50V198H52V195L50 194V193H48L50 190L48 189V187H46L45 185ZM83 184V185H82ZM97 184V185H96ZM125 184V185H124ZM132 185V187H131V185ZM141 184V185H140ZM169 184H171V185H169ZM12 185H14L13 186V188H12ZM35 185V186H34ZM41 185H43V186H41ZM54 185H57V186H54ZM63 185V187H61V186ZM107 186V188L105 187H103V186ZM130 186L131 188H132V190L130 189V188H128L127 186ZM135 185V186H134ZM145 185H147L146 186V191L144 190V188H145ZM150 185V186H149ZM170 187H169V186ZM25 186V187H24ZM31 186H34V187H31V188H33L31 191H28V192H30V194L26 191V190H28L29 188ZM60 186V187H59ZM99 188H97V187ZM108 186H109V188H108ZM113 186H115L114 187V189H115V191H114V193H113V190L114 189H112V187ZM117 186H118V188L119 187H121V188H119V190H122V192L121 191H119V192H121L122 194H123V196H125V193L127 194L128 192V194L123 198V200L121 201V199H122V197H120L118 194H121V193H119L118 191H117ZM138 186H144L143 187V189H142V187H139V188H141L142 189V191L144 192V194L146 193H148V190H149V195H146V196H144V194H143V192L141 191L140 193L138 192V193H136V191H135V193H136V195L138 196V198H137V202L136 203H138L137 205H139V202L138 201H140V205H142L143 206V204L142 203H145V200L144 199H146L147 200V202H153V204H154V206L152 205V203H148L149 205H150V209L153 211H151L152 213H154V217H152V216H148L149 215V213H150V215H151V212L148 210L149 209V206H148V208L146 207V206H144V207H146L147 208V210H145V209H143L142 207V209L140 208V206H139V208L136 206V204H135V202H134V197L135 196H133L134 194V187H138ZM16 187V188H15ZM20 187H21V189H20ZM51 187V188H50ZM57 187V188H56ZM70 187V188H69ZM104 189H103V188ZM151 187V188H150ZM164 187V188H163ZM169 187V188H168ZM15 188V189H14ZM69 188V190H71L72 192L70 193L69 192V190H67ZM100 188L102 189V190H100ZM128 188V189H127ZM10 189V190H9ZM19 189L21 190V191H23V193H24V195L25 196H23V194L21 193V191H19ZM35 189V190H34ZM37 189H39V191L40 192H37L38 190ZM61 189H63L62 191H63V193H61L62 191H61ZM110 189H112V190H110ZM138 189V188H137ZM159 189V190H158ZM161 189V190H160ZM168 189V190H167ZM15 190V191H14ZM30 190V189H29ZM33 190H34V192H33ZM42 190H45V191H42ZM46 190H49V191H46ZM66 190L69 192V193H67L66 192ZM111 191L110 193L109 192H106V191ZM123 190H124V192H123ZM157 190V191H156ZM165 190V191H164ZM103 191V192H102ZM105 191V192H104ZM126 191V192H125ZM131 191V192H130ZM139 191H140V189H139ZM162 191V192H161ZM7 192H9V193H7ZM10 192H11V195L13 196L12 197V199H11V196L9 195L10 194ZM16 192V195L14 194L13 195V193H15ZM27 194H26V193ZM43 192V193H42ZM161 192V196H159L160 193ZM166 192V193H165ZM20 193V195H18ZM59 193H61V197L59 196L60 194ZM113 193V194H112ZM118 193V194H117ZM131 193H132V196H133V199H132V196H131ZM151 193V194H150ZM165 193V194H164ZM29 194V195H28ZM71 194V195H70ZM111 194H112V196H111ZM139 194L142 196L143 195V201L144 202H141V196H139ZM156 194V195H155ZM175 194H177V192L175 191ZM256 194H258L259 196H256V200H258V201H261V202H264L263 200H264V192H262V194H259V193H256ZM6 195L7 196H10V198H8L7 197V199H6ZM18 195V196H17ZM30 195H32V196H30ZM49 195V196H48ZM70 196V198L69 199H71V197H72V200H69L68 198H66L67 196ZM116 195H118V196H116ZM261 195H263V196H261ZM15 196H17V197H15ZM19 196H20V198L22 199V196H23V198L24 197H26V196H29L30 197V201H31V209H30V207H29V209L27 208V207H23V209H22V206L21 205H19L20 207H19V209L21 210V212H20V210H17V205H16V199L17 198H19ZM36 196H37V198H36ZM51 196V197H50ZM59 196V197H58ZM64 196H66V197H64ZM113 196H116L117 198H119L120 197V200L118 201H116L115 199H117L116 197H114L113 198ZM150 196V197H149ZM155 196V197H154ZM159 196V197H158ZM33 197H35V198H33ZM50 197V198H49ZM128 197V198H127ZM145 197V198H144ZM146 197H149V198H146ZM33 198V199H32ZM46 198H49V200H47ZM59 198V199H58ZM62 198H64V199H62ZM112 200H111V199ZM130 198L133 200V202L134 203H131L130 204V202H128L129 200H130ZM151 198H152V201H151ZM162 198H163V200L165 201V203H164V201L162 200ZM45 199H46V202H45ZM57 199V200H56ZM63 201H61V200ZM127 199H129L128 201H126ZM148 199L150 200V201H148ZM154 199V200H153ZM3 200H4V203L5 204H2V202H3ZM8 200V201H7ZM11 201V203H10V201ZM62 206H60L58 203H56V201ZM69 200V201H68ZM125 200V202L126 203H128V204H130V206L129 205H125L126 203L125 202H123ZM158 201V204H157V201ZM162 200V201H161ZM5 201H7V202H5ZM34 201V202H33ZM43 203V204H41V202ZM55 201V202H54ZM68 201V202H67ZM131 201V200H130ZM155 201H156V203H155ZM161 201V202H160ZM192 200H189V198H187V199H185V200H183V204H186V206L190 203V206L188 205L187 206V208H186V210H185V215L188 217V216H190L191 214H194L197 210L196 209H198V203H195V201H193V202H191ZM20 202V201H19ZM118 202H120V208L118 207H115L116 205H118ZM121 202H123L124 204L123 205H121L122 203ZM132 202V201H131ZM189 202V203H188ZM32 203H34L33 205H32ZM36 203V204H35ZM56 204V205H54V204ZM193 204V206H191L192 204ZM40 204V205H39ZM45 204V205H44ZM115 204V205H114ZM133 204H135V205H133ZM146 204V203H145ZM147 204V205H148ZM156 204V205H155ZM160 204V205H159ZM174 204V203H173ZM195 204V205H194ZM37 205L41 208L40 210H41V213H42V215H41V217H40V214L41 213H39L40 212V210H39V207H37ZM44 205V206H43ZM52 205H54V206H52ZM57 205H59L58 206V209H57ZM253 205V204H252ZM7 206H10V208L8 207L7 208ZM33 206V207H32ZM51 206H52V208H55V209H52L51 208ZM64 206V207H63ZM121 206H123V208L121 207ZM132 206H135V207H133L132 208ZM155 207V206H157L156 207V209L154 208V210H155V212H154V210L152 209L153 207ZM161 206V207H160ZM174 206V205H173ZM14 207V208H13ZM43 207V208H42ZM45 207V208H44ZM60 207V208H59ZM66 207V208H65ZM126 207V208H125ZM137 207V208H136ZM191 207V208H190ZM250 207H251V202H250ZM250 207H248V208H250ZM10 209L9 211H7V209ZM16 208V209H15ZM62 208L64 209L65 208V210H62ZM68 208V209H67ZM127 208H129V209H127ZM192 208H196V209H192ZM28 209V210H27ZM42 209H44V212L42 211ZM46 209V210H45ZM53 211H52V210ZM60 209V210H59ZM117 209L119 210L118 211V214H117ZM123 210V212L121 213V210ZM139 209V210H138ZM158 209V210H157ZM189 209V210H188ZM191 209V210H190ZM252 209V210H251ZM255 209V208H254ZM253 209V207H251L249 210L248 209H246L244 212H246V213H244V212H241L239 215H238V217L239 218H236L237 217V215L236 216H234V217H229V218H231L232 220H234V222H231V223H229L230 222V220H228L229 218L227 217V218H225L224 220H226L227 221V223L225 222L224 223V227H223V230H225V234H226V231H227V229H228V232H227V234H228V238H226V236H223L224 235V233H220L221 232V230H219V231H217L216 229L218 228V229H221V227L219 228L218 227V224H217V221H215V220H209V222H207V226L205 225L204 226V228H203V230L204 231H206V228L208 229L206 232H209L210 231V233L211 234H213L214 233V239H216V240H214V242H215V245L216 244H218V245H216L215 246V249H216V251H219V252H226L225 254L226 255H229V258H228V256H227V258L225 259L224 258V261L222 260V262H221V264H264V234L263 235H261L262 233H264V228L262 227L264 224H263V222H264V220H261V222L260 223H262V224H260L259 223V221H258V217L256 216H254V212L255 211H253L254 210ZM5 210H6V212H5ZM26 210H27V212H26ZM31 210V211H30ZM39 210V211H38ZM47 210L49 211L48 213H47ZM130 212H129V211ZM140 210H142V211H140ZM194 210H196V211H194ZM251 210V212H249ZM17 211L20 213L18 216H20L21 214V218L19 217V218H17V216H13L14 215V213H15V215H17L18 213H17ZM38 211V212H37ZM51 211V212H50ZM124 211H126L127 213H128V216H127V213L126 214H123V213H125ZM147 211V212H146ZM28 212H30V215H29V213ZM143 212H145V213H143ZM189 212V213H188ZM253 212V213H252ZM263 212H264V210H263ZM8 213H13L12 215L11 214H8ZM147 213H148V215H147ZM242 213L244 214V215H242ZM8 214V215H7ZM24 214H26L25 216H23ZM39 214V215H38ZM121 214H123L125 217H123V215H121ZM144 214H146L148 217H146V215H144ZM246 214V215H245ZM250 214V215H249ZM9 215H10V217L12 216V218L14 217V220H12V218H10L9 217ZM31 217H29V216ZM38 215V216H37ZM7 216L9 217V219H11L10 221H9V219L7 218ZM241 216H244V217H242V218H244L245 220H243L242 218H241ZM251 216V217H250ZM16 217V218H15ZM27 217H29V222H28V219H27ZM32 217L34 218V219H32ZM40 218L41 219V221L40 220H38V218ZM122 217V219H120ZM152 217V218H151ZM22 218L23 219H27V224H25V225H23L24 226V228H23V226L21 225H19V222H22L21 220H22ZM154 218V219H153ZM251 218V219H250ZM263 218H264V216H263ZM262 218V219H263ZM19 219V220H18ZM31 219V220H30ZM99 219V220H98ZM237 219H240V221H237ZM250 219V220H249ZM253 219H254V221H253ZM15 220H18L19 222H17V221H15ZM33 220V221H32ZM13 221V222H12ZM15 221V222H14ZM236 221V222H235ZM263 221V222H262ZM31 222H34V223H32L31 224ZM37 222H39V223H36ZM214 222V223H213ZM17 223H18V225H17ZM23 223H26V220H24L23 222H22V224ZM30 223V226H28V224ZM212 223V224H211ZM237 223V224H236ZM240 223V224H239ZM245 223V224H244ZM151 224V225H150ZM152 224H153V226H152ZM230 224H232V225H230ZM234 224V225H233ZM236 224V225H235ZM32 225V226H31ZM228 225H230L229 227H227ZM237 225H239L238 227L239 228H237V230L238 231H236V228H235V226L237 227ZM248 225V226H247ZM153 227V229L154 228H156V229H154V230H152V227ZM157 226H159V229H157ZM213 226V227H212ZM233 228H232V227ZM243 226V227H242ZM246 228H245V227ZM254 226V227H253ZM258 226V227H257ZM262 228H260V227ZM21 227V229L23 230V231H21V230H19V228ZM227 227V228H226ZM230 227L232 228L231 230H229L230 229ZM240 227L242 228L241 230H240ZM133 228H135V231H134V229ZM248 228H249V230H248ZM254 228V229H253ZM125 229V230H124ZM129 229H131V233H129ZM214 229L217 231V233L215 234V232H214ZM258 229H261V232H258L257 233V230ZM25 230V231H24ZM125 232V234H124V232ZM127 230V231H126ZM155 230H156V232H155ZM213 230V231H212ZM239 234H241V235H243V237L242 236H240V234H239V236L240 237H242V241L243 242H241V240H239V239H241L238 235H237V233H235V231ZM244 230H246L247 232H246V235L244 234L245 233V231ZM121 231H122V233H121ZM153 231H154V233H153ZM159 231H161L162 232V234L161 233H159ZM234 231V233L235 234H231L232 232ZM242 231H243V233H242ZM259 231V230H258ZM4 232V233H3ZM22 233V234H19V233ZM118 234H117V233ZM126 232H128L130 235L132 234V232H135V233H133L134 234V236H135V234H137V236L135 237V239H134V237L132 238V239H134L133 241L135 242V241H138V242H135L136 243V245L135 246H137V247H139V248H135V246H133L134 248L131 250V246L133 245V242H132V239H131V242H132V244L130 243V242H128L130 239H128L127 240V242L126 243H124L125 241H126V237L127 238H130V235H127L126 237H125V235H126ZM252 232V233H251ZM24 233V234H23ZM156 233V234H155ZM170 233H172V234H170ZM255 233H257V234H255ZM261 233V234H260ZM4 234V235H3ZM122 236H121V235ZM133 234H132V236H133ZM222 234V235H221ZM255 234V235H254ZM116 235V236H115ZM223 238H220V236ZM230 235V236H229ZM237 237H236V236ZM3 236V237H2ZM120 236V237H119ZM124 236V238H122ZM131 236V237H132ZM231 236H234V238L233 239H231V242H235L236 243V245H234L235 243H231L230 244V239H229V237L231 238ZM139 239H138V238ZM226 239H225V238ZM256 237V238H255ZM117 238V239H116ZM235 238H236V240H235ZM238 238V239H237ZM121 239H123L122 241H120ZM138 239V240H137ZM222 239V240H221ZM227 239H228V242H227ZM245 239V240H244ZM237 240H239L240 241V243H239V241H237ZM248 240V241H247ZM118 241H120V243L118 242ZM173 241H174V243H173ZM182 241V240H181ZM180 241V242H181ZM247 241V242H246ZM124 244H123V243ZM183 242V241H182ZM222 242V243H221ZM225 242V243H224ZM245 242V243H244ZM116 243V244H115ZM138 243H140L139 244V246H138ZM227 243V244H226ZM241 243H243V245L241 244ZM251 243V244H250ZM119 244H121L120 246H119ZM124 246H123V245ZM127 244H131L130 245V247H126V246H128ZM219 244H220V247L221 248H219ZM238 244L241 246H238ZM246 244V245H245ZM175 245H177V246H175ZM183 245V244H182ZM223 245V246H222ZM227 245V246H226ZM231 245H234L233 247H231ZM230 246V247H229ZM235 246H236V248H235ZM147 247H149L150 249H147ZM239 247L241 248V251L239 250ZM130 248V249H129ZM145 248V249H144ZM225 248V249H224ZM144 249V250H143ZM173 249H175V250H173ZM224 249V250H223ZM236 251H234V250ZM236 249H238V250H236ZM148 252H150L149 253V255H150V257H149V255H148V253H147V251ZM150 250V251H149ZM222 250V251H221ZM227 250V251H226ZM173 251H175L176 252V254H180L179 256H180V258L181 259H179L178 258V255H177V258H176V254H175V252H173ZM136 252V253H135ZM143 252H144V254H145V252H146V254L144 255L143 254ZM134 253H135V255H134ZM140 253H142V254H140ZM168 253V254H167ZM169 253H170V256H169ZM152 254V255H151ZM166 254V255H165ZM174 254H175V257H174ZM182 254V255H181ZM142 255V257H141V259H140V256ZM169 257H168V256ZM173 255V256H172ZM184 255V256H183ZM194 255H196V257L198 258L196 261L194 260ZM201 257H200V256ZM232 255V256H231ZM240 255V256H239ZM151 256H153V259L154 260H151L152 258H151ZM164 256V257H163ZM167 257V258H166ZM187 257V258H188ZM195 257V258H196ZM200 257V258H199ZM241 257V258H240ZM250 257H252V258H250ZM151 258V259H150ZM170 258V259H169ZM175 258L176 259H178V262L179 263H177V260L176 261H174L175 260ZM193 258V259H192ZM239 258V259H238ZM137 259H139V260H137ZM169 259V260H168ZM149 260H151V261H154V262H151V261H149ZM157 260H159V261H157ZM194 260V261H193ZM244 260V261H243ZM138 261V262H137ZM164 261V262H163ZM200 261L201 262H203V263H200V264H204L205 263V261L203 260L202 261V259H200ZM243 261V262H242ZM149 262V263H148ZM194 262V263H193ZM199 262V263H198ZM133 263V264H134ZM144 263V264H145ZM170 264H174V263H172V262H169ZM168 263V264H169ZM205 264H208L207 262L205 263Z\"/></svg>", "mask_w": 264, "mask_h": 264}, {"label": "bare ground", "instance_id": "2", "mask_svg": "<svg viewBox=\"0 0 264 264\" xmlns=\"http://www.w3.org/2000/svg\"><path fill=\"white\" fill-rule=\"evenodd\" d=\"M9 1H11V0H9ZM13 2H14V6L15 7H17V8H15V9H17L16 10V12L18 11V14H20V16L22 15V13L23 14H25V10L27 9V8H29V7H27V5L25 4V3H23L24 1H26V0H12ZM29 0H27L26 2H28ZM30 1H32V0H30ZM34 1V0H33ZM40 2H39V4L38 5H41L40 3H42L41 2V0H39ZM44 1V0H43ZM46 1V0H45ZM45 1H44V3H42V5H41V7H43V8H45L46 7V9H49L51 6H49V8H47L48 7V5H43V4H45ZM49 1V0H48ZM53 1V0H52ZM55 2H56V0H54ZM53 1V2H54ZM60 1V0H59ZM64 2H65V0H63ZM81 0H74L73 1V3H67V0H66V4L68 5V9L67 8H65V10H64V13H62V16H63V14H64V21L62 20V18H60V16H59V18L61 19L60 21H63V23L61 22V24L62 25H64L63 26V28L64 27H68L71 31H72V33H74V32H76L77 33V36L79 37V40L81 39L82 40V42H81V40L79 41L78 39H76V38H74V37H76V36H74L73 38L75 39V40H77V41H79L78 43H80L79 45H78V43H77V45L79 46V48H76V49H81V47L82 46H84L83 44H85L86 46H84L85 48H84V51H81L80 50V52H81V54H82V56L84 57H82L81 56V54H77V53H74L75 51H76V49L75 50H72V51H74L73 53L76 55V57H81V59H83L84 61L86 60L88 63V65H87V67H88V77L86 78V77H84V78H86V81H85V79L83 80V82H84V90H85V92H83L84 90H82V93H83V96L85 95L84 93H86V92H92L93 90H94V92H95V90L97 89V88H100V89H103V91H108V92H115V90H117L118 89V87L120 88V81H123V83H124V87L126 88H122L123 89V91H124V94H122L121 93V95L120 96H115L117 93H115V94H113V95H111V93H107V96L108 97H110V95H111V98H115V99H117V101H118V103H119V106L118 105H115V107L116 108H119V110H122V111H124L125 113H129L128 111H127V109L129 110L130 108H132L131 107V105L133 104L134 106H135V104L137 103V104H139V103H141L142 104V108H143V105H144V101H146V103H149L148 105H147V107H149V105H150V107L149 108H146L145 109V111H148L149 109H150V115L152 114V115H154V117L155 116H157V113H158V111H160V110H164L165 112H167L168 113V115H173V111H180V113L182 114L183 113V115H185L186 113L185 112H183V111H185V109L187 110V111H189V108L193 105V104H190L191 106L189 107V103H188V105H186V108H185V106H184V99L182 98V97H184V92L187 90H192L193 88H194V86L197 88V86L199 87V85L200 84H203L202 85V87L204 86V97H201V98H198V99H202L201 100V102H200V107H198L196 110L200 113H197L198 115H197V117L198 118H193V119H199V123H201L202 124V121H203V123L204 124H202V125H204L203 127H201L200 128V126L199 125H201V124H199V125H192V126H190L189 124V127L187 128L186 126H188V125H186V126H184V125H182V126H184V128H180L181 129V131H176V130H174V129H172V126H174V124H176V122H174V124L172 125V126H170V125H168V124H166L165 126H163L162 124V126L161 127H164V129L163 130H165V128L167 129L166 131H167V133H162V134H166L164 137L166 138V137H169L168 139H171V141H173V143H179V147H180V144L182 145V143H184L187 139H185L186 137L188 138H191L192 140H190L189 138H188V140L187 141H191V142H189V144L190 143H193L192 141H195V143L197 142V143H199V145H200V147L202 146L203 148H205V154L204 155H202L201 157H199V159L201 158V160H200V162H198V164H195V165H193V166H190V167H185V164H184V167L182 166V165H180L175 159H172V158H174V157H170L171 158V165L169 164V162H167L168 160H170V158H169V156L167 157L168 158V160L167 161H165V158H166V156L167 155H169V154H167L166 152V154L164 153V151H168V150H158V154H156V155H158L159 157L161 156V157H163L162 156V154L164 155L165 154V158H164V160H159V162H156V163H158L156 166H157V171H162L163 173H165V174H167V176H169V177H174L175 179L173 180V179H171V180H173L174 182H173V184H172V189L174 190V192H173V194L171 193V192H169L168 194L166 193H164L165 195H166V199H164L165 201H166V203H165V201L163 200V198H162V200L164 201V203H165V205H164V209L163 210H158L159 208L157 207V206H155V207H153L154 206V204H153V202H150V203H152V209L154 210V208L156 209V207L158 208L157 210V212H156V216L155 217H157V218H155L156 219V221H154L155 223H157L160 227H161V229H163L162 230V232H165V230H167V232L166 233H168V230L170 231V232H172L174 235H175V243L178 245V246H180L179 244H181V248L179 249V251L178 250H176V252H180V250L182 251V254H184V253H186L187 252V257H188V255L191 253V254H201V255H203V257H204V259L203 258H200V259H202V261L204 260L205 261V263L207 262L208 264H221V262H222V260L224 261V258L226 257L227 258V256H228V258H229V255H226L227 253L224 251V252H219V251H216V249H215V246L216 245H218V244H216L215 245V242H214V240H216V239H214L215 237H214V233L213 234H211L210 233V231L209 232H206L208 229L206 228V231H204L203 230V228H204V226L207 224V222H209V220H215V221H217V224H218V227L220 228L221 227V229H216L217 231H219V230H221V232L220 233H224L225 232V230H223V225H224V223L226 222L227 223V221L226 220H224L225 218H229V217H234V216H236L237 215V217L236 218H239L238 217V215L241 213V212H244L246 209H250L251 207H253V211H255L254 212V216L256 217H258V221H259V223L261 222V220H264V218H263V216H264V212H263V210H264V202H261V201H258V200H256L255 198H256V196H259L258 194H256V193H259V194H262V192H264V91H263V93H262V90H264V89H261L260 87H257L259 84L258 83H253V84H256V87L255 88H257L256 90H257V92H255L253 89H252V91H253V93H251L252 94V96H251V105L250 106H248V107H245L246 108V112L244 113V115H242L241 114V116L239 115V110L241 109V108H244L243 107V96H244V94H242L240 91V94H242L240 97L242 98V100H239V98L240 97H238V90H237V85L235 86V84L234 83H232L231 82V79H232V77H231V79H229L228 77V75H230V74H227V76L226 77H224L223 76V74L224 73H234V71H232L231 69L229 70V72L227 71V63L229 62L228 60H229V58L231 59V57H232V55H231V52L233 53V51H234V44H232V43H230V45L232 44L233 45V47L232 46H230V45H226L227 47L228 46H230L231 48H233L232 50H229V49H227V47H225V43H228V41H227V39H229L228 38V34H229V31H228V33H227V31H226V33L224 32L223 34H224V36L226 35L227 36V39H226V41H225V39L223 40V41H225V42H223L224 44H222L221 42L219 43V40L221 41V38H224L223 36L221 37V36H219L220 38H219V40H218V44L217 45H219L220 44V46H222V47H220V49L218 50V49H215L214 47H215V43H216V41L214 40V38H215V36H213V34H211V36L213 37V42L214 43H212L213 44V47L211 46H209L210 44H208V41L209 40H207V41H205V44H204V47H205V45H206V48H204L205 49V55H203V56H208V57H206V58H208L209 60H207L209 63L208 64H205L206 63V59H205V63L203 64V65H207L206 67H200L199 65L197 66V65H195L194 64V66H190L191 65V63H189L190 61H187V65H188V63L190 64L189 66H183V65H181L183 68H181L180 66L178 67V65H176L177 64V62L179 63V61H177L179 58H178V53L177 52H179L180 51V53H181V49L182 48H180V50H178L177 51V48H178V46H177V42L175 41V42H173L172 44H169V43H166V41H165V43L164 44H162V46L160 47L159 45V47L160 48H162V49H165V51H163L164 53L167 51V52H169V51H172V53L171 52H169L170 53V57L171 56H173V58L175 59V62H176V66L178 67V69L179 68H181L180 70H178V72H177V67L175 68L176 70H172L173 72L174 71H176L177 72V76H182L181 78L180 77H178V78H180V79H182V81H183V79L185 78L186 80H187V82H189V83H187V84H189V86H190V89H187V87H186V90H184V88L185 87H183L182 89L180 88H178L179 90H181V92H183L184 94H182L183 96H181V95H179V93L178 92H176V91H178L177 90V88L175 89V90H173L174 89V76L176 75V73L174 72V76L171 78V77H169V80H168V77H167V80H165L164 82H167V81H169V82H167L168 83V85H170V86H164V84H163V86L165 87V88H162V90L161 91H165V90H163V89H166V91H167V87H171L172 88V92L169 94L168 92H166L165 93V95L168 93L170 96H168V97H170V98H168L167 100H166V102H160V100H159V98H158V96L160 95V96H162L161 94H163V92H161V94H159L158 95V93H157V91H158V86H159V84L161 85V83H159V80L162 78V77H166V75L168 74L167 72H165V71H168V67L166 66V69H163L162 67L160 68V66H161V63H162V60H163V57L161 56V55H164L165 56V54H161L160 55V57L162 58V59H155V58H153V59H149V61H152V67H150V71L149 70H145L144 68H142V70L144 69V71H141V70H139V68L137 67L138 65H137V63L139 62L138 60L139 59H137L136 57H138L137 55H136V53H135V50H136V47L137 46H139V48H144L145 49V46H146V41L147 40H149L150 42H151V38H153L154 36H156V34H157V32L159 31L156 27V29L154 28L153 30H151L148 26V30L146 29L145 31H144V27H141L142 28V31L140 30L141 28L139 27V31H140V33H139V35L138 36H136V34H137V32H136V34H135V38H134V36H133V38H131L132 37V35H131V40H134V39H136L135 40V42H133L132 41V43H128V38L126 39H124V42L122 43V41H121V43H119V44H115L116 46H115V48H113L111 45L109 46V49H111L112 48V54L111 55H109V56H106V57H104V55H102L101 54V52L100 51H104V50H107V49H99L98 50V47H103L104 48V44L101 42V43H99V42H97V41H95V39H97V38H91V35L93 36L94 34H95V28H96V25H95V21L93 20L92 22L91 21H89V23H88V18L86 19V17L84 16V17H82L81 19L79 18V16H78V14H82V10H81V8H80V6H86V5H88V4H85L84 5V3H83V0L80 2ZM89 1V3L91 2L90 0H88ZM101 3L104 1H102V0H99ZM108 1V0H107ZM119 0H117L116 2L117 3H119L118 2ZM124 1H125V3L126 4H128L127 2H128V0H123V4H124ZM130 1V0H129ZM168 1V0H167ZM171 1H173V3H175V2H177V0H175V2H174V0H171ZM182 1V3L184 4V1H186V0H181ZM180 1V2H181ZM189 1V0H188ZM203 1V0H202ZM201 1V2H202ZM224 0H222V3L224 4L225 2H223ZM238 1V0H237ZM250 1V0H249ZM38 2V1H37ZM55 2L53 3V4H55ZM86 2H87V0H86ZM85 2V3H86ZM98 2V1H97ZM96 2V0H95V2H93L95 5H97L98 3ZM99 2V3H100ZM105 2V1H104ZM111 2H113V1H111L110 0V2H108V3H111ZM122 2V0H120V3ZM162 2H163V0H162ZM165 2V1H164ZM187 2V1H186ZM185 2V3H186ZM201 2H199V0H190L189 1V3H188V5L187 4H185V5H187L186 6V8L185 7H183L182 8V3H180L179 4V2H177V4L175 3V4H173L175 7H176V5H177V7L179 8V5H180V7L182 8V9H179V10H181V12H177L178 14L180 13V14H183V12H185L184 14H186V10H190L189 12L190 13H188L187 15L189 16V14H190V16L189 17H191V20H193V18L196 20L197 18L196 17H192L191 15H193V13L194 14H198V13H200V11H201V14L203 13V12H206L207 13V9L210 7L209 5V3H208V0H207V4H208V6L209 7H207V8H205L204 6L206 5L205 4V2L203 1V3H201ZM255 2H256V4L258 5V2H259V7H258V9H255V11H257L258 13L260 12L259 10H261V9H263V7H264V5H262V4H264L263 2H262V0L260 1H258V0H255ZM10 3V2H9ZM28 3H30V2H28ZM27 3V4H28ZM47 4H48V2H46ZM52 3V2H51ZM61 3H63L62 2V0H61ZM83 5H82V4ZM88 3V2H87ZM100 3V4H101ZM107 3V2H106ZM105 3V4H106ZM114 3H115V1H114ZM120 3L118 4L119 6H120ZM131 3V2H130ZM237 3V2H236ZM36 4V5H37ZM57 4V3H56ZM54 5V9H62V7H59V5H58V7L59 8H56L55 6H57V5ZM104 3L103 4H101V6L102 5H105ZM122 4V3H121ZM156 4H157V2H156ZM203 5V7H204V9L206 10V11H203L202 12V10H204V9H202L201 7V5ZM225 4H227V3H225ZM254 4V3H253ZM37 5V6H38ZM90 5V4H89ZM91 5L93 6V4L91 3ZM108 5V4H107ZM130 5V4H129ZM161 5H163V4H160L159 6H161ZM185 5H183V6H185ZM37 6H36V8H37ZM65 6V5H64ZM98 6V5H97ZM100 6V7H101ZM158 6V5H157ZM158 6V7H159ZM166 6H167V3H166ZM171 5H169V8L168 9H170L171 7H170ZM201 6V7H200ZM235 6H237V5H235ZM260 6H263V7H260ZM7 7H8V4H6L5 2H4V0H0V21H5V20H7V19H12L13 20V18L15 19V20H17L15 17H16V14L17 13H15V16L14 17H11V15H10V13L9 12H11L12 10L10 9V7H8L9 9H10V11L8 12L7 11ZM30 7H31V5H30ZM35 7V6H34ZM39 7V6H38ZM103 7V6H102ZM106 7L107 6H105L104 8H105V11L104 12H106ZM112 7V6H111ZM111 7H110V10H111V13L112 12H114V13H116L117 15H118V13H119V9L118 8H113V9H111ZM122 7L125 9V6H123L122 5ZM156 7V6H155ZM175 7H173L172 6V10H174V12L176 11L174 8ZM250 7V6H249ZM252 7V6H251ZM250 7V8H251ZM13 8V7H12ZM13 8V10H15ZM40 8V7H39ZM80 8V9H79ZM87 8H93V7H89V6H87ZM96 8V7H95ZM160 8V7H159ZM188 8V9H187ZM30 9H32V8H30ZM51 9H53V8H51ZM53 9V11H56V10H54ZM82 9H83V7H82ZM84 9H86V7L84 8ZM114 9H118L117 11L118 12H116V10H114ZM120 10V13L121 12H123V11H125V10ZM166 9H167V7H166ZM167 9V10H168ZM183 9H185L184 11H183ZM28 10V9H27ZM37 10H38V8H37ZM79 10V11H78ZM112 10H114V11H112ZM138 10V9H137ZM146 10V9H145ZM39 11V10H38ZM38 11H37V14H38ZM50 11V10H49ZM61 11V10H60ZM60 11H56V12H58V13H60ZM81 11V12H80ZM98 11H99V9H98ZM142 11V10H141ZM140 11V12H141ZM148 11V10H147ZM146 11V12H147ZM150 12H153L154 11V9H150L149 10ZM159 11V10H158ZM162 11V10H161ZM208 11H209V9H208ZM26 12H32V10L30 11H26ZM56 12H54V15L56 14ZM80 12V13H79ZM90 12H93V11H90V9H89V11H87L86 13V16H88L89 14L88 13H90ZM103 12V11H102ZM102 12H100V14L102 13ZM108 12V11H107ZM134 12H137V11H135L134 10ZM155 12V11H154ZM168 12V11H167ZM174 12H172V13H174ZM191 12H192V14H191ZM254 12V11H253ZM261 12H264V10L263 11H261ZM11 13H14V11L13 12H11ZM60 13V14H61ZM95 13V12H94ZM114 13H112L113 15H115ZM157 13V12H156ZM163 13H165L164 15H163V19H160L159 18V16H160V14H163ZM163 13H157V14H159V16H158V19H160V21L158 22H156L155 24L156 25H158L160 22H161V20H162V22L161 23H165L164 21V16L167 18V20L169 19L168 18V16L167 15H169L170 13L168 12L167 14H166V10L164 9V12ZM205 13V14H206ZM254 13H256V12H254ZM253 13V17H256V15ZM37 14H36V16H37ZM45 14H47L46 16H47V18H48V14H49V12L48 11H46V13ZM60 14H56L57 16H55V18L56 17H58V15H60ZM97 14V13H96ZM109 14V13H108ZM107 14V15H108ZM133 14V13H132ZM139 14V13H138ZM153 14V16H154V13H152ZM179 14V15H180ZM26 15V14H25ZM27 15H28V13H27ZM99 15V14H98ZM110 15V14H109ZM113 15H110L109 17H112V19L111 20H113ZM122 18H121V20L123 19V21H121V20H118L119 18V16H117V19H115V21L116 20H118L120 23H118V24H122V22H124V20L126 21H129V24H130V19L128 20V15L126 16L127 17V19H124L125 17V13L123 14L122 13ZM143 15V14H142ZM141 15V16H142ZM149 14H147V16H146V18L148 17H150V16H152L151 14L148 16ZM177 15V14H176ZM183 16L182 15V17L181 18H186L187 17V19L188 20H190V18L188 17V16ZM209 15H210V13H209ZM258 16H259V14H257ZM263 13H262V15H260V16H262L263 17ZM12 16H13V14H12ZM19 16V17H20ZM22 16H24V15H22ZM42 16V15H41ZM44 16V15H43ZM129 16H131V15H129ZM136 16H137V14H136ZM135 16V17H136ZM141 16H139V17H141ZM162 16V15H161ZM170 16V15H169ZM172 16V15H171ZM195 16H199V15H195ZM201 16H203V15H200L199 16V18L197 19V21H198V23L200 22V20L202 19L201 18ZM251 16V15H250ZM249 16V17H250ZM24 17H26V16H24ZM38 17H40V14H38ZM100 17V16H99ZM103 17V15H101V18ZM107 17V16H106ZM144 17V16H143ZM143 17H141V20H139V19H137L138 21H143L144 19H146V18H144L143 19ZM173 17V16H172ZM179 17V16H178ZM177 17V19L180 21V23H183V20H185L184 18H183V20L181 21V19H179ZM210 17L211 16H208V14H206V18H204V20L206 21V23H210L211 21L212 22H214L213 20H206V19H210ZM243 17V16H242ZM252 17V16H251ZM261 17V18H262ZM7 18V19H6ZM34 19L35 18V16H33V17H31V19ZM42 19H45L44 21H43V23H46V24H44L45 26H47V28H48V19L46 20V17L45 18H43V17H41ZM83 18H84V21L87 23V25H88V27H85V28H83L84 27V25L82 24L83 23ZM94 18H96V17H94ZM98 18V17H97ZM148 18H147V20H148ZM150 18H152V17H150ZM213 17H211V19H212ZM244 18V17H243ZM29 20L28 19V22L30 21V24H33V25H35V24H37L36 23V21H33V20ZM40 19V18H39ZM39 19H37V21L39 20ZM52 19V18H51ZM86 19V20H85ZM100 19V18H99ZM108 19V18H107ZM143 19V20H142ZM152 19H154V18H152ZM158 19H154L155 21L156 20H158ZM176 19V20H177ZM187 19H186V22L185 23H187ZM246 19V18H245ZM254 19V18H253ZM12 20H10V22H12ZM15 20L12 22L14 25H16V22H17V26H19V24H18V21H16L15 22ZM19 20V19H18ZM21 20V19H20ZM27 20V19H26ZM56 20V19H55ZM54 20V21H55ZM82 20V21H81ZM89 20H90V18H89ZM92 20V19H91ZM101 20H104V19H101ZM105 20H106V18H105ZM110 20V21H111ZM135 20V19H134ZM137 20L136 21H134V23H131L132 25L130 26V29H132L131 27L133 26V24L136 26V24L135 23H137ZM150 20V19H149ZM175 20V25L179 22V21H176ZM192 21V22H190L189 21V23H193V22H196V21ZM243 20V19H242ZM242 20H241V23H242ZM257 20H259V21H261V22H263L264 20L262 19V20H260V18H258ZM8 21V20H7ZM35 22V24L33 23V22ZM79 21L81 22L80 24H82V25H80V26H82L81 27V30L80 29H78V26H77V24L79 23ZM110 21H108V22H110ZM114 21V22H115ZM152 21V20H151ZM172 21V20H171ZM210 21V22H209ZM252 21H254V20H252ZM255 21H256V19H255ZM254 21V22H255ZM39 22H40V20H39ZM56 22H57V20H56ZM105 22H107V20L105 21ZM144 22V21H143ZM154 22V21H153ZM251 22V21H250ZM8 23H9V21H8ZM25 23V22H24ZM52 23V22H51ZM50 23V24H51ZM59 23V22H58ZM139 23V22H138ZM146 23V22H145ZM145 23H141L143 26L145 25ZM148 23V22H147ZM146 23V24H147ZM152 23V22H151ZM160 23V25H163V24H161ZM171 23V22H170ZM180 23H178V24H180ZM185 23H184V25H185ZM197 23V22H196ZM195 23V24H196ZM240 23V24H241ZM257 23V22H256ZM260 23V22H259ZM4 24V23H3ZM2 24V25H3ZM105 24V23H104ZM104 24H101V25H104ZM106 24H108V23H106ZM105 24V25H106ZM117 24V25H118ZM140 24V25H141ZM154 24V25H155ZM166 24H167V22H166ZM193 25V27L195 28L194 30H198L197 32L196 31H194L195 33H199V30H201L200 29V27L202 28V30H203V27L204 26H202L201 24H199V28H198V26H196V25ZM208 24L206 25L205 24V22H204V24L203 25H205V29H204V31H203V33H201V35L202 34H206V32H205V30L206 29H208L209 28V26H211V25H209L208 26ZM239 24V27H237L238 29H240V27L241 28H243L242 26V24L240 25ZM246 24V23H245ZM263 24H264V22H263ZM1 25V24H0ZM12 24L11 23H9V25H7L5 28L7 29V33H8V35L10 34V32L8 31L9 29H10V27H12L11 26ZM14 25H13V30H14V32H16V31H20L21 29H22V26H21V28H20V30H19V27H14ZM39 25V24H38ZM37 25V26H38ZM44 25H43V28H44ZM54 25H56V24H54ZM103 26V27H105V29H106V26ZM109 25V24H108ZM114 25H116V24H114ZM116 25V26H117ZM141 25V26H142ZM150 25V24H149ZM153 25V26H154ZM169 25V24H168ZM175 25L174 24H172V26H171V24L169 25V27H171L170 29H169V27H168V30L166 29V31H171L172 33H174V31L176 30V28H173V26L175 27ZM182 25V24H181ZM184 25H183V27H184ZM201 25V26H200ZM257 25H258V23H257ZM36 26V25H35ZM41 26V25H40ZM77 26V27H76ZM98 26L99 27H101L99 24H98ZM128 26V25H127ZM134 26V27H135ZM159 26V25H158ZM157 26V27H158ZM178 26V25H177ZM187 27L189 26V24L188 25H186ZM196 26V27H195ZM247 26H249V25H247ZM255 26V25H254ZM58 27H60V26H56V30L58 31H56V30H54V26H53V32H55V33H58V37H59V34L61 35L62 34V32L61 33H59L60 32V30H59V28ZM110 27V26H109ZM117 27H119V25L117 26ZM124 27H126V26H124ZM134 27H133V29H132V31H134L135 29H134ZM160 28H162V26H159ZM164 27H166L165 26V24H164ZM164 27L162 28V30L164 29ZM180 27V26H179ZM182 27V26H181ZM180 27V28H181ZM186 27V28H187ZM189 27H192V25L190 24V26ZM208 27V28H207ZM264 28V27H262L261 25L259 26L258 25V27L257 28ZM3 28V27H2ZM16 28L18 29V30H16ZM26 28V25H24V29L19 33V34H21L22 32V34H24L23 35V38L21 37L20 38V35H18L17 34V32H16V34L12 31L11 33H14V35L15 36H17V38L15 37V38H13L12 36H13V34L11 35H9V36H7V37H10L11 39L13 38V40H14V42L12 43H10V44H14V43H16V41L18 42V44L20 43V45H18L17 43H16V45H18V46H16V51L15 52H17V50L18 51H20V53L21 52H23L22 51V49L20 48V49H18V47H20L21 45H23L21 42H23V43H27V42H29V43H31L33 46L36 44V43H38L39 44V40H40V38H41V40H43L44 39V33L42 34L41 33V31L43 30L42 29V26L40 27V29H39V31H40V34H39V31H38V33L37 32H35L37 29H34L33 30V27L31 28V27H28L27 26V30L25 29ZM36 28H38V27H36ZM46 28V27H45ZM51 28V27H50ZM68 28H64V29H68ZM77 28V29H76ZM88 29L87 31H85L84 29ZM98 28V27H97ZM136 28V27H135ZM179 28V29H180ZM196 28H198V29H196ZM227 28H229L228 26H227ZM256 28V29H257ZM4 29V28H3ZM83 29V30H82ZM95 29V30H94ZM104 29V28H103ZM110 29V28H109ZM138 29V28H137ZM175 29V30H174ZM193 29V28H192ZM211 29V28H210ZM248 29V28H247ZM61 30H62V28H61ZM115 31L116 29H112V31ZM123 30V29H122ZM124 30H125V28H124ZM243 30H244V28H243ZM251 30V29H250ZM258 30H260V29H258ZM1 31V30H0ZM4 31V30H3ZM28 32V33H26V32ZM34 31V32H33ZM46 31V33L48 34V32H47V29L45 30ZM49 31V30H48ZM63 31V30H62ZM112 31H110V32H112ZM165 31V30H164ZM165 31V32H166ZM170 31L169 32H167V33H169V35H170ZM182 31L183 32H181V33H179V31L177 32V33H179L180 34V36L179 37H184V38H189L190 36H188L189 34H191L190 32H193L191 29L189 30V34H188V30H186L185 29V27H184V30L182 29ZM184 31L186 32V35L187 36H183V35H185V33H184ZM206 31H208V30H206ZM253 31V30H252ZM2 32V31H1ZM50 32H52V30H50ZM65 32L66 33H64V34H67V31L65 30ZM86 32H89L91 35H88ZM116 32V31H115ZM121 32V31H120ZM119 32V33H120ZM126 32H128V34H133L132 32H131V30H130V32L131 33H129V31H128V28L126 29ZM126 32L125 33H123V34H126ZM135 32V31H134ZM160 32V31H159ZM161 32H163V31H161ZM160 32V33H161ZM205 32V33H204ZM256 32H258L259 34L261 33V36H260V40L259 41H261L262 43H263V45H264V31L262 32L261 30L260 31H256ZM3 33V32H2ZM1 33V35H2V38L4 39L5 37L3 36L4 35V33L2 34ZM26 33V34H25ZM96 33H97V31H96ZM108 33V32H107ZM118 33V34H119ZM160 33H158V34H160ZM167 33H166V38H167ZM171 33V34H172ZM184 33V34H183ZM195 33H194V35H195ZM250 33V32H249ZM39 34V35H38ZM52 34V33H51ZM70 34V33H69ZM99 34V33H98ZM114 34V33H113ZM112 34V35H113ZM175 35H176V32L174 33ZM173 34V35H174ZM178 34V35H179ZM182 34V35H181ZM209 34V33H208ZM210 34H209V36H210ZM246 34V33H245ZM258 34V35H259ZM0 35V36H1ZM56 34H52L51 36L52 37H54ZM100 35V34H99ZM98 35V36H99ZM115 35V34H114ZM161 35V34H160ZM163 35V34H162ZM201 35L199 34L198 35V38L200 39V37H201ZM207 35V34H206ZM221 35V34H220ZM247 35V34H246ZM256 35V34H255ZM62 37H63V35H61ZM60 36V37H61ZM69 36V35H68ZM72 36H73V34H72ZM97 35H96V37H98ZM101 36V35H100ZM100 36H99V38H100ZM108 36V35H107ZM111 36V35H110ZM109 36V37H110ZM130 36V35H129ZM177 36V35H176ZM176 36H174L176 39H177V37ZM196 37H194V38H192L193 40L195 39V38H197V34L195 35ZM203 36V35H202ZM210 36V37H211ZM217 36V35H216ZM244 36V35H243ZM47 37H49V34L47 35ZM46 37V41L47 42H49V44L51 45L52 44V46H54L55 47V49H52V47L50 46L49 48V50L48 51H46L47 53H46V55H45V57H44V59H43V66H49V65H55V64H57V69H58V67H59V63L58 62H63L64 64H62V65H64L65 66V63H66V65L67 64H70L71 62H72V59L74 58H71L72 57V55L70 56V58H71V62H70V60L68 59V58H66V56L64 55V51H65V45L64 44H66V43H63V44H61L59 47L57 46V48H56V46L54 45V44H58V43H61V41H64V37L62 38H60V39H62L60 42H58V41H56L57 43H50L52 40H50L49 41V39ZM51 37V38H52ZM95 37V36H94ZM126 37V36H125ZM161 37V36H160ZM164 37V38H165ZM191 37H192V35H191ZM204 37V36H203ZM209 37V38H210ZM241 37V36H240ZM55 38H57V35H56V37ZM69 38H71V36L69 37ZM106 38V37H105ZM114 39H116L115 38V36L113 37ZM119 37H118V35H117V39H118ZM129 38V39H130ZM157 38V37H156ZM163 38V37H162ZM161 38V39H162ZM168 38H169V36H168ZM167 38V39H168ZM205 38H207V36H205ZM248 38V37H247ZM1 39V38H0ZM3 39H1L2 41H3ZM21 40V42H20V40ZM25 39H26V41H25ZM53 39V38H52ZM58 39V38H57ZM74 39H72L74 42H75V40ZM103 39V38H102ZM111 39V38H110ZM110 39H107V41L108 40H110ZM114 39H112L113 41H112V44L114 43V42H117V41H114ZM154 39V38H153ZM153 39H152V41H153ZM179 39V38H178ZM183 39V38H182ZM181 39V40H182ZM199 39H198V41H199ZM238 39H239V37H238ZM249 39V38H248ZM0 40V41H1ZM5 40H6V38H5ZM19 40V41H18ZM25 42H24V41ZM28 40V41H27ZM71 40V39H70ZM69 41L68 42V45H69V43L70 44H72V45H74V44H76V43H74L73 41ZM98 41L100 40V39H97ZM119 40V39H118ZM125 40H127L126 41V43H125ZM157 40V39H156ZM155 40V41H156ZM165 40V39H164ZM172 40H173V38H172ZM171 40V41H172ZM180 40V39H179ZM185 40H187V39H185ZM193 40L192 41H190V39L188 40V41H185V42H187L185 45H186V47H187V45H188V43H189V46H193L191 43L193 42ZM200 40H202V39H200ZM244 40V39H243ZM251 40V39H250ZM253 40V39H252ZM251 40V41H252ZM8 41V40H7ZM44 41V40H43ZM76 41V42H77ZM111 41V40H110ZM144 41H145V43H144ZM149 41H147V42H149ZM163 41V40H162ZM10 42V40L8 41V43ZM65 42H66V40H65ZM72 42V43H71ZM103 42H104V40H103ZM130 42V41H129ZM149 42V43H150ZM168 42V41H167ZM181 42V41H180ZM197 43V40L195 41L194 40V43ZM200 43L202 42V43H204V40H202V41H199ZM234 42H237V40L236 41H234ZM233 42V43H234ZM254 46H255V51H256V55H255V57H258L257 59H260V60H262L263 62H264V50L262 51V47H261V45H260V43L259 42H257V40H256V38H255V36H254ZM5 43V42H4ZM44 42H42L41 44H43ZM74 43V44H73ZM111 43V42H110ZM182 43H183V45H184V41H182L180 44V47H182L183 45H182ZM241 42L240 41H238V44H237V46H235V49H239V51L241 52V51H243V46H242V44L244 43V42H242L241 44H240ZM246 43V42H245ZM251 43V42H250ZM6 44V43H5ZM30 44V45H31ZM38 44H37V48L39 47L38 46ZM103 45V46H101V45ZM153 44V43H152ZM211 44V45H212ZM222 44V45H221ZM12 45H10V46H12ZM25 45V44H24ZM40 45V44H39ZM45 43H44V45H42V47L41 48H43V46L45 47ZM80 45H81V47H80ZM224 45V46H223ZM244 45V44H243ZM252 45V44H251ZM7 46H8V44H7ZM14 46H15V44H14ZM14 46H12V47H14ZM28 46H29V44H28ZM47 46V45H46ZM49 46V45H48ZM47 46V47H48ZM77 46V47H78ZM113 46H114V44H113ZM157 46V47H158ZM201 46H203L202 44H201ZM238 46H241L242 48H240V47H238ZM245 46V45H244ZM23 47V46H22ZM25 47H26V45H25ZM47 47H45V48H47ZM67 47V46H66ZM73 47V46H72ZM72 47H69V49L71 50V48ZM74 47H76V45H74ZM73 47V48H74ZM105 47H107L108 48V46H105ZM194 47V46H193ZM196 47H198V46H196ZM196 47H194V48H196ZM238 47V48H237ZM8 48V47H7ZM45 48H43V49H45ZM72 48V49H73ZM83 48V47H82ZM86 48H87V50H86ZM154 49H155V47H153ZM153 48H152V50H153ZM194 48H192L191 47V49H192V56L191 55H189V57H192V59H193V61L195 60V58H198V59H196V60H198L199 61V58H202L203 56H201V54H200V56L199 57H197V54H196V52L193 50ZM201 48V47H200ZM219 48V47H218ZM222 48V49H221ZM261 49V51H260V49ZM3 49H5V48H3ZM9 49V48H8ZM7 49V50H8ZM11 49V48H10ZM9 49V50H10ZM13 49V48H12ZM15 49H13V51L15 50ZM68 49V50H69ZM114 49V50H113ZM148 49V48H147ZM184 49V48H183ZM186 49V48H185ZM241 49V50H240ZM35 50V49H34ZM34 50H31V55L32 54H34L35 53V51ZM67 50V49H66ZM69 50V51H70ZM77 50V51H78ZM146 50V49H145ZM152 50L150 51L151 53H148L149 55L151 54L152 56L154 55L153 53H152ZM186 50H188V48L186 49ZM185 50V51H186ZM198 49L196 48V51H197ZM201 50V49H200ZM236 50V51H237ZM37 51H39V50H36V53H37ZM138 51V50H137ZM140 52H142L141 50H139ZM148 51V50H147ZM146 51V52H147ZM190 51V50H189ZM202 52H203V50H201ZM239 51H237V52H239ZM254 51V50H253ZM254 51V52H255ZM80 52H78V53H80ZM157 51L155 50V53H156ZM187 52V51H186ZM237 52L235 53H233L234 55H237ZM240 52H239V54H240ZM18 53V52H17ZM19 53V54H20ZM24 53V52H23ZM35 53V54H36ZM161 53H162V51H161ZM184 53V52H183ZM35 54H34V56H35ZM69 53H67V55H68ZM71 54V53H70ZM73 54V55H74ZM147 54V53H146ZM168 54V53H167ZM187 54V53H186ZM190 54V53H189ZM14 55V54H13ZM78 55V56H77ZM230 55H231V57H230ZM243 55H244V53H243ZM7 56V55H6ZM5 56V57H6ZM9 56H10V54H9ZM28 56H30V54L28 55ZM143 56V55H142ZM159 56V55H158ZM180 56V55H179ZM3 57L4 59H6V58H8V57ZM11 57H12V55H11ZM11 57H9V59L11 58ZM20 57V56H19ZM19 57L17 56V60H15V61H10V62H7L6 61V63H4L3 62V64H2V66H1V68H0V74H2V75H0V76H2V77H4V75H5V73L6 74H11V73H14V72H16L17 73V71H18V69H22V68H20L21 67V62H23L24 63V65H26L27 64V59L26 60H21V61H18V59H19ZM31 58H32V56H30ZM68 57H69V55H68ZM79 57V58H80ZM12 58H15V56L14 57H12ZM28 58V57H27ZM34 58V57H33ZM33 58H32V60H33ZM148 58V57H147ZM166 58V57H165ZM164 58V59H165ZM178 58V59H177ZM181 59H185V58H183V56H181L180 57ZM238 58V57H237ZM0 59H2V58H0ZM4 59H2V60H4ZM25 59V58H24ZM76 59V58H75ZM78 59V58H77ZM76 59V60H77ZM142 59V58H141ZM171 59H172V57H171ZM203 59V58H202ZM232 59L233 60H235L236 58H233L232 57ZM242 59V58H241ZM12 60V59H11ZM20 60V59H19ZM74 60V59H73ZM79 60V59H78ZM145 60H146V58H145ZM145 60H143V62L145 61ZM167 60H169V59H167ZM166 59H165V61H166V63L168 62L169 63V61H167ZM188 60H189V58H188ZM238 59H236V62L237 63H239V64H241L240 63V61L241 60H238ZM254 60V59H253ZM25 61V62H24ZM31 61V60H30ZM30 61H28V62H30ZM75 61V60H74ZM142 61V60H141ZM149 61L147 62V63H149ZM164 61V60H163ZM192 61V62H193ZM201 61H203V60H201ZM34 62V61H33ZM78 62V61H77ZM77 62H75V63H77ZM236 62H235V64H236ZM73 63V62H72ZM136 63V64H135ZM151 63V62H150ZM167 63V64H168ZM233 64H234V62H232ZM232 63L230 62V64H228V67L229 66H231L232 65ZM30 64V63H29ZM84 63L82 62H80L79 61V63H78V66L79 65H81V67H83L82 65H83ZM138 64H140V63H138ZM167 64H165V65H167ZM170 64V63H169ZM193 64V63H192ZM198 64V63H197ZM234 64V65H235ZM239 64H237L236 65V67H240L239 66ZM252 64V63H251ZM255 64V63H254ZM258 64V63H257ZM1 65V64H0ZM72 65V64H71ZM76 65V64H75ZM84 65H86V64H84ZM143 65V64H142ZM145 65V64H144ZM164 65V66H165ZM172 65H173V63H172ZM184 65H185V60H184ZM259 65V64H258ZM27 66V65H26ZM26 66H24V67H26ZM56 66V65H55ZM60 66H61V63H60ZM63 66V67H64ZM78 66H76L77 68H78ZM163 66V65H162ZM163 66V67H164ZM261 66V65H260ZM44 67V68H45ZM66 67V66H65ZM170 67V66H169ZM233 67H235V66H233ZM232 66H231V68H233ZM252 67V69H253V66H251ZM39 68V72L42 70V68L40 69V67H38ZM47 68V67H46ZM51 68V67H50ZM70 69H72L71 67H69ZM84 68H85V66H84ZM230 68V67H229ZM238 68H237V70H238ZM258 67H256V69H257ZM25 68H23V70H24ZM60 69H62L61 67H60ZM249 69H250V67H249ZM251 69V70H252ZM22 70V71H23ZM48 70V69H47ZM46 70V72L49 74H51L52 73V71H53V73H54V71H55V69L53 70V67H52V71L50 72H48ZM68 70V69H67ZM77 70V69H76ZM86 70V68L84 69V71ZM234 70V69H233ZM255 70V69H254ZM25 71V70H24ZM35 72H36V70H34ZM71 71V70H70ZM75 71V70H74ZM74 71H72L73 72V74H74ZM146 71H149V72H146ZM169 71H171V69L169 70ZM168 71V72H169ZM240 71V70H239ZM247 71V72H246ZM246 71H245V75L246 76H248V73H249V71L250 70H248V67H247V69H246ZM253 71V70H252ZM258 71V70H257ZM31 72V71H30ZM29 72V73H30ZM34 72V73H35ZM43 72V71H42ZM57 72V71H56ZM77 72V71H76ZM79 72V71H78ZM237 72V71H236ZM241 72V71H240ZM251 72V71H250ZM264 72V71H263ZM16 73H14V74H16ZM44 73H45V69H44ZM43 73V74H44ZM46 73V75H48ZM167 73V74H166ZM238 73V72H237ZM14 74H11V75H14ZM20 73H19V71H18V75H19ZM32 75H33V73H32ZM52 75V74H51ZM75 75V74H74ZM183 75H186L185 77L183 76ZM226 75V74H225ZM236 75V74H235ZM239 75V74H238ZM25 77H26V75H24ZM34 76H35V74H34ZM39 76H42L41 78H43L44 76L42 75V73L41 74H39ZM53 76V75H52ZM82 76V75H81ZM176 76V77H177ZM249 76H250V74H249ZM248 76V77H249ZM260 76V75H259ZM5 77H8V76H5ZM22 77H23V75H22ZM37 77V79L36 80H38V76H36ZM35 77V78H36ZM175 77V78H176ZM237 77V76H236ZM247 77V78H248ZM250 77H252V78H249L250 80H252L253 79V77H254V80H256V78H255V76H250ZM27 78V77H26ZM31 78V77H30ZM29 78V79H30ZM49 78H50V76H49ZM49 78H48V80H49ZM137 79V82L135 83L136 85H135V87H132V85H131V81L133 80V79ZM233 78H235V77H233ZM238 78V77H237ZM236 78V79H237ZM241 78V77H240ZM259 78V77H258ZM257 78V79H258ZM4 79V78H3ZM9 79H11L10 77H9ZM8 79V80H9ZM25 79V78H24ZM23 79V80H24ZM40 79V78H39ZM78 79V78H77ZM80 79V78H79ZM78 79V80H79ZM172 79V80H171ZM184 79V80H185ZM235 79V80H236ZM243 79V78H242ZM245 79V78H244ZM260 79V78H259ZM12 80V79H11ZM22 80V81H23ZM26 80H28V78L26 79ZM31 80V79H30ZM29 80V81H30ZM47 80V81H48ZM176 80L178 81V79L176 78L175 79V82H176ZM28 81V82H29ZM39 81H42L43 82V80L41 79V80H39ZM6 82H7V80H6ZM12 82V81H11ZM10 82V83H11ZM25 82V81H24ZM27 82V81H26ZM42 82H41V84L40 85H42ZM133 82H134V80H133ZM164 82H162V83H164ZM244 81L242 80V83H243ZM37 83V82H36ZM183 83H186V81L184 82L183 81ZM238 83H239V81H238ZM241 83V82H240ZM22 84V83H21ZM46 84H48V83H46V81H45V85ZM178 84H179V82H178ZM177 84V85H178ZM199 84V85H198ZM252 84V83H251ZM1 85V84H0ZM3 85V84H2ZM9 85V84H8ZM26 85V84H25ZM123 85V84H122ZM131 85V86H130ZM165 85H167L166 83H165ZM182 85V84H181ZM197 85V86H196ZM23 86V85H22ZM34 86H35V84H34ZM48 86V85H47ZM145 86H148L149 88H151V89H149V90H151V91H147L148 93H146V94H143V95H146L145 96V99H141V97H137V96H141V94L142 93H140V94H138V95H136V93L137 92H135V90L137 89V90H142V89H145ZM183 86H184V84H183ZM248 86V85H247ZM247 86H246V88H247ZM255 86V85H254ZM253 86V87H254ZM16 87V86H15ZM76 87H77V85H76ZM148 87H146L147 88V90H148ZM201 87V86H200ZM5 88V87H4ZM21 88H23V87H21ZM160 88V87H159ZM250 89H251V86L249 87ZM254 88V89H255ZM259 88H260V90H259ZM14 89H16V88H14ZM24 89V88H23ZM100 89H98V91L100 90ZM125 89V90H124ZM195 89V88H194ZM241 89V88H240ZM239 89V90H240ZM18 90V89H17ZM22 89H20V91H21ZM79 92H80V87H79ZM78 90H76L77 92H78ZM119 91H120V89H118ZM136 90V91H137ZM146 90V89H145ZM144 90V92H146ZM182 90H184V91H182ZM196 90H199L198 88L196 89ZM16 91V90H15ZM23 91V90H22ZM25 91V90H24ZM46 91H48V90H46ZM76 91H74V92H76ZM103 91L102 92H100V93H103ZM186 91V92H187ZM194 91V90H193ZM201 91V90H200ZM243 91V90H242ZM249 91V90H248ZM261 91V92H260ZM122 92V91H121ZM143 92V93H144ZM18 92H16V94H17ZM48 93V92H47ZM81 93V94H82ZM100 93H98L97 95H101ZM138 93H139V91H138ZM190 93V95H191V98L193 99L194 97H192V96H194V94L192 95V91H190L189 92ZM189 93L187 92L186 94H185V96L186 95H188V96H190L189 95ZM195 94H196V92H194ZM11 94V93H10ZM14 94V93H13ZM15 94V95H16ZM80 94V93H79ZM80 94V95H81ZM110 94V95H109ZM120 94V93H119ZM197 94H199V93H197ZM202 94V93H201ZM75 95V94H74ZM80 95H79V97H80ZM87 95H89V94H86L85 96H87ZM96 95V94H95ZM94 95V96H95ZM104 95V93L101 95V96H103ZM142 95V96H143ZM17 96V95H16ZM20 96V95H19ZM78 96V95H77ZM94 96H91V97H94ZM179 96L181 97V99H180V101H178V98H179ZM198 96V95H197ZM236 96V97H235ZM78 97V98H79ZM177 97V98H176ZM199 97V96H198ZM235 97V98H234ZM88 98V97H87ZM191 98H189L190 100H191ZM24 99V98H23ZM86 99V98H85ZM90 99V98H89ZM141 99V100H140ZM163 97L161 98V101H164L165 99H166V96H165V99H163ZM186 99H188V98H186ZM196 99V98H195ZM194 99V101L195 102H197V100H195ZM10 100V99H9ZM9 100H8V102H9ZM80 100V99H79ZM96 100H98L97 102L98 103H100V105H104V104H106V105H108L107 103H105V101L104 102H99V99H96ZM105 100V99H104ZM109 100V99H108ZM111 100V99H110ZM186 101V100H185ZM188 101V100H187ZM5 102V101H4ZM12 102V101H11ZM88 102V101H87ZM89 102H90V100H89ZM89 102H88V104H89ZM111 102V101H110ZM192 102V101H191ZM2 103V102H1ZM7 103V102H6ZM15 103V102H14ZM21 103V102H20ZM112 104H113V101L111 102ZM5 104V103H4ZM9 104V103H8ZM12 104H13V102H12ZM11 104V106H8V107H10V109L12 108V105ZM19 104V103H18ZM92 104V103H91ZM117 104V103H116ZM166 104V105H165ZM185 104H186V102H185ZM198 104V103H197ZM16 105H17V103H16ZM27 105V104H26ZM98 105V104H97ZM102 105V106H103ZM106 105L105 106H103L104 108L106 107ZM249 105V104H248ZM15 106V105H14ZM7 107V110H9V108ZM26 107V106H25ZM109 107H111V106H109ZM108 107V108H109ZM144 107H145V105H144ZM188 107V108H187ZM197 107V106H196ZM17 108H18V105H17ZM21 107H19V111H23L22 109H20ZM23 108V107H22ZM29 108V107H28ZM92 108V107H91ZM98 108V107H97ZM108 108H105V110L106 109H108ZM136 108H137V105H136ZM140 108V107H139ZM139 108H137L138 110H140V113H141V111H144L142 108V110L141 109H139ZM199 108H201V109H199ZM6 109V108H5ZM16 109V108H15ZM43 109V108H42ZM61 109V108H60ZM111 109V108H110ZM110 109H108V110H110ZM148 109V110H147ZM192 109V108H191ZM190 109V110H191ZM195 109V108H194ZM32 110H33V108H32ZM45 110V109H44ZM65 112H63V113H66V109H63ZM69 110V109H68ZM73 110V109H72ZM107 110V111H108ZM99 111H101V110H99ZM103 112H105L104 110H102ZM127 111V112H126ZM130 111V110H129ZM197 111H195V112H197ZM240 111H242V110H240ZM8 112H10V111H8ZM15 112V111H14ZM27 112V111H26ZM35 113H40V112H38V108H37V110L36 111H34ZM59 112V111H58ZM72 112H74V111H72ZM136 112V111H135ZM139 111H137L136 113H137V115L139 114L138 113ZM148 112V113H149ZM163 112V111H162ZM165 112H163V113H165ZM3 113V112H2ZM20 113V112H19ZM30 113V112H29ZM57 113V112H56ZM60 113V112H59ZM134 113V112H133ZM136 113H134L133 115L132 114H129L130 116L132 115V116H134ZM160 113V112H159ZM158 113V114H159ZM187 113H189V112H187ZM33 114V113H32ZM51 114V113H50ZM53 114H55V112L53 113ZM52 114V116L54 117V115ZM58 114V113H57ZM57 114H55V117L57 116ZM61 114V113H60ZM67 114H68V112H67ZM70 114V113H69ZM84 114V113H83ZM82 114V115H83ZM124 114V113H123ZM146 114V113H145ZM144 113H143V115H145ZM162 113H160V115H161ZM174 114H176V113H174ZM177 114H179V113H177ZM190 114V113H189ZM196 114V113H195ZM1 115H4L5 117H6V115L5 114H1ZM0 115V116H1ZM10 115V114H9ZM30 115V114H29ZM37 115V114H36ZM40 115V114H39ZM59 115V114H58ZM61 115H63V114H61ZM85 115V114H84ZM149 115V114H148ZM147 115V116H148ZM151 115V116H152ZM11 116V115H10ZM15 116V115H14ZM16 116H17V114H16ZM19 116V115H18ZM17 116V117H18ZM24 116H26L25 114H24ZM23 115H22V117H24ZM42 116H43V114H42ZM41 116V117H42ZM69 116L70 115H68V116H66V114H65V117L64 116H61V117H63V119L60 121V122H57V124L59 123V126H57V127H59V129L61 130V134H59L60 132H57V129H56V122L53 124V126L55 127V133H57V134H59V137H58V144L60 145V148H61V150H62V153L64 152H66V153H69V154H73V155H70V156H74L75 155V153H76V157H75V159L77 158V156H79V154H81L80 156V158L79 159H77V160H81L82 159V157H83V161L81 160V162H82V164H84L85 163V160L87 161V160H90L92 163L93 162H95V163H93L94 165L96 164L97 166H99V167H101L100 165H101V163L104 161L105 162V159H104V157H102V155H101V152L99 151V145L95 142L96 141V138H95V133L93 132L94 131V128L92 129V126H91V124H90V122H88V126H89V124H90V126L89 127H87V123H86V120H84V122H85V124H86V126L84 125V122H83V124L82 123H80L81 122V119H82V116L80 117V116H75V117H77L78 119L77 120H79V122L78 121H74V118H69ZM73 116V115H72ZM72 116H70V117H72ZM109 116V115H108ZM151 116H149L148 117V119H145L146 121H148V120H150L149 118H151ZM159 116V115H158ZM167 116V115H166ZM165 116V117H166ZM175 116H177V115H175ZM181 116V115H180ZM187 116V115H186ZM186 116H184V117H186ZM191 116V115H190ZM190 116H187V117H190ZM31 117V119H33L32 118V116H30ZM48 117H49V114H48ZM58 117V116H57ZM80 117V118H79ZM85 117V116H84ZM135 117V116H134ZM133 117V118H134ZM140 118H142V119H144V118H147V117H144L143 118V116H139ZM153 117V116H152ZM160 117V116H159ZM158 117V118H159ZM164 117V116H163ZM179 117V116H178ZM178 117H176V119L178 118ZM181 118V119H185V118ZM4 118V117H3ZM6 118H8V117H6ZM15 118V117H14ZM20 119H21V117H19ZM52 118V117H51ZM59 119H57L56 118V121L57 120H60V115H59V117H58ZM133 118L132 119H130V121L132 120L133 121ZM137 118V117H136ZM157 118V117H156ZM171 118V116L169 117V119ZM180 118V117H179ZM178 118V119H179ZM2 119V118H1ZM11 119V118H10ZM9 119V121H8V125H10L11 123H9L10 121L12 122V124L9 126V127H7L8 125H7V123H6V128H10L12 125H14L13 123H15V121L17 122V120L15 119V120H10ZM19 119V121L17 122V123H19V124H17V123H15V125L17 124V125H20V123L22 122L21 120ZM31 119H29V117H28V121L30 122V120ZM37 119V118H36ZM39 119H40V116H39ZM44 119V118H43ZM119 119V118H118ZM122 119V118H121ZM125 119V118H124ZM124 119H122V120H124ZM127 119V118H126ZM126 119L124 120V123L126 122ZM129 119V118H128ZM127 119V120H128ZM138 119V118H137ZM141 119V120H142ZM161 119H163V120H165V118H162L161 117ZM190 119V118H189ZM191 119H192V117H191ZM190 119V120H191ZM2 120H4V119H2ZM6 120V119H5ZM8 120V119H7ZM52 120V123H53V121L55 120V118H54V120L53 119H51ZM134 120H136V119H134ZM139 120L140 119H138V120H136L135 122L136 123H139ZM153 120V124H157V122H155L154 123V119H152ZM162 120V121H163ZM168 120V119H167ZM171 120V119H170ZM180 120V119H179ZM178 120V121H179ZM195 120V121H196ZM14 121V122H13ZM28 121L26 122V123H28ZM38 122H39V120H37ZM49 121H50V119H49ZM48 121V122H49ZM83 121V120H82ZM119 121H120V119H119ZM166 121V120H165ZM164 121V122H165ZM40 122H44V120L43 121H40ZM129 122V121H128ZM134 122V121H133ZM144 122V121H143ZM151 122H147V124H148V126H149V123H151ZM172 122V121H171ZM171 122H169V120H168V123L170 124ZM3 124V122L1 121L0 122V124ZM32 123V122H31ZM34 123H35V121H34ZM51 123V124H52ZM178 123H182V120H181V122H178ZM177 123V125H179ZM190 123V122H189ZM192 124H195L196 122H191ZM22 125H23V123H21ZM126 124H130V123H127L126 122ZM146 124V125H147ZM155 124V125H156ZM185 124V123H184ZM16 125V126H17ZM21 125V126H22ZM31 125V124H30ZM36 125H37V123H36ZM39 125H41V124H39ZM120 125H122V124H120ZM142 125H143V123H142ZM141 125V126H142ZM159 125V124H158ZM26 127H29V126H27V125H25ZM24 126V129L26 128ZM32 127L33 126H35L34 124H32L31 125ZM38 126V125H37ZM45 126H46V124H45ZM52 126V125H51ZM123 126V125H122ZM126 126H129V125H126ZM148 126H146L147 128H148ZM1 127V126H0ZM2 127H3V125H2ZM19 128H20V126H18ZM31 127V128H32ZM145 127V128H146ZM161 127H160V130H161ZM176 127V126H175ZM180 127H181V125H180ZM192 127V128H191ZM193 127H195L194 128V130H193ZM14 129V127H11L10 129ZM18 128V129H19ZM30 128V127H29ZM49 128H50V126H49ZM118 128V127H117ZM135 128V127H134ZM137 128V127H136ZM142 128V130H143V126L141 127ZM159 128V127H158ZM157 128V129H158ZM9 129V130H10ZM12 129V130H13ZM23 129V128H22ZM27 129V128H26ZM25 129V130H26ZM33 129H36V128H33ZM44 129H46V127H44ZM43 129V130H44ZM48 129V128H47ZM46 129V130H47ZM58 129V131H60ZM124 129V128H123ZM179 129V130H180ZM7 130V129H6ZM20 130H21V128H20ZM37 130V129H36ZM36 130H33V131H35V133H36ZM93 130V131H92ZM122 130V129H121ZM128 130H129V127H128ZM136 130H138V129H136ZM145 130V129H144ZM147 130H149V128L147 129ZM8 131V130H7ZM19 131V130H18ZM33 131H30L31 133L33 132ZM124 131V130H123ZM151 131V130H150ZM10 132H11V130H10ZM20 132V131H19ZM21 132H22V130H21ZM26 132V131H25ZM29 132V131H28ZM29 132V133H30ZM38 132V131H37ZM41 132V131H40ZM39 132V133H40ZM49 132V131H48ZM135 132H137V131H135ZM139 132V131H138ZM137 132V133H138ZM146 132V131H145ZM144 132V133H145ZM153 132V131H152ZM155 132V131H154ZM162 132H164V131H162ZM30 133V134H31ZM35 133H33V135L35 134ZM38 133V135L37 134H35V136L37 135L38 136V138L40 137V134ZM45 133V132H44ZM54 133V134H55ZM104 133V132H103ZM106 133V132H105ZM122 133V132H121ZM130 133H132V132H130ZM10 134V133H9ZM8 133L6 134L5 132H4V136H6V135H9ZM21 134H23V133H21ZM27 134V133H26ZM25 133L23 134V136H22V138H24V135H25V137L27 136V135H30V134H27L26 135ZM46 134V133H45ZM50 134H51V132H50ZM129 134V133H128ZM32 135V134H31ZM30 135V138H32V136ZM53 135V134H52ZM106 135V134H105ZM130 135V134H129ZM147 135V134H146ZM158 135V134H157ZM10 136H11V134H10ZM14 136V135H13ZM35 136H33V137H35ZM42 136V135H41ZM47 136V135H46ZM49 136V135H48ZM104 136V135H103ZM117 137H119L118 135H116ZM133 136H134V134H133ZM148 136V135H147ZM161 136V135H160ZM18 137V136H17ZM16 137V139L15 138H11L10 137V140L12 141V139H15V140H13L14 142H17V141H19L20 143H21V139H18ZM117 137L115 138V139H117ZM123 137V136H122ZM20 138V137H19ZM37 137H36V139H38ZM52 138V137H51ZM120 138H121V136H120ZM124 138V137H123ZM136 138V137H135ZM163 138V137H162ZM18 139V140H17ZM44 139H46V138H44ZM104 139H105V137H104ZM149 138H147V140H148ZM184 139H185V141H184ZM6 141H4V142H7V141H9V139L7 140V139H5ZM34 140V139H33ZM117 140H119V138L117 139ZM116 140V143L118 144V141ZM141 140V139H140ZM163 140V139H162ZM183 140V141H182ZM36 141V140H35ZM34 141V142H35ZM107 141H109V140H107ZM107 141H106V145H108V147L110 148V146H111V144H107ZM122 141L124 142V139H122ZM121 141V142H122ZM128 141V140H127ZM142 141V140H141ZM186 141V142H187ZM41 143H42V141H40ZM49 141H48V138H47V143H48ZM54 142V141H53ZM94 142H95V144H94ZM103 142V141H102ZM101 142V144H103ZM115 142V141H114ZM120 142V143H121ZM123 142L121 143V145H123ZM126 142V141H125ZM132 142V141H131ZM130 142V143H131ZM136 142V141H135ZM140 142V141H139ZM181 142V143H180ZM185 142V143H186ZM220 142H222L223 143V146H222V148H221V150H222V152L220 151V149H217V150H219V152H221V157H218V155L217 154H215L216 152H214L215 150H216V148L218 147V145H219V143ZM10 142H8L7 144H9ZM18 143V142H17ZM20 143H18L19 144V146H21V147H19V151H17L16 149V151L19 153L20 151H21V148H22V146L23 145H20ZM46 143V144H47ZM54 143H56V142H54ZM111 143V142H110ZM196 143V144H197ZM16 144V143H15ZM45 144V145H46ZM53 144V143H52ZM57 144V143H56ZM80 144H82V145H84V147H82V145H81V149L79 148V146H80ZM92 144V145H91ZM113 145H114V143H112ZM188 143H187V145H189ZM36 145V144H35ZM41 145H43V144H41ZM45 145H43V146H45ZM50 144H48L47 146L49 147V149H51V150H49L50 152H53L52 151V146H49ZM110 145V146H109ZM118 145H120V144H118ZM117 145V146H118ZM135 145L137 146V143H135ZM171 145V144H170ZM177 144H175V146H176ZM183 145H186V144H183ZM183 145H182V147H183ZM194 145V144H193ZM192 145V146H193ZM36 146H39V145H36ZM46 146V147H47ZM53 146H54V144H53ZM57 146V145H56ZM56 146L54 147V148H56ZM97 146L99 147V148H97ZM104 146V145H103ZM102 146V147H103ZM127 146V148H128V146L129 145H126ZM138 146H139V144H138ZM143 146V145H142ZM146 146V145H145ZM148 146H149V144H148ZM147 146V147H148ZM157 146V145H156ZM178 146V145H177ZM176 146V147H177ZM12 147H13V145H12ZM15 147V146H14ZM13 147V148H14ZM17 147V148H18ZM24 147V146H23ZM41 147V146H40ZM45 147V148H46ZM96 147V148H95ZM108 147H106V148H108ZM119 147V146H118ZM118 147H116L117 148V150L119 149ZM121 147V146H120ZM125 146H122V155H124L126 158L128 157V156H126L125 154H123V152L125 151V149L123 150V148H124ZM130 147V146H129ZM134 147V146H133ZM155 147V146H154ZM165 147V146H164ZM186 147H188V146H186ZM185 146H184V148H186ZM195 147H197V146H195ZM12 148V149H13ZM25 148V147H24ZM24 148H22V150H24ZM39 148V147H38ZM54 148H53V150H54ZM105 148V149H106ZM115 147L113 146V148H111V149H109L111 152H112V150L114 149ZM116 148L114 149V150H116ZM138 148V147H137ZM153 148V147H152ZM152 148H149L148 147V150H147V153H149V154H152V153H150V150H151V152H153V155H154V151H153V149ZM181 148V147H180ZM191 148V147H190ZM33 149H36V148H32V150ZM43 148H41V150H42ZM131 149V148H130ZM139 149V148H138ZM140 149H144V148H141L140 147ZM156 149V148H155ZM159 149V148H158ZM198 149V148H197ZM14 150V149H13ZM13 150H12V152H13ZM15 150H14V152H15ZM25 150H27V149H25ZM29 150V149H28ZM31 150V149H30ZM29 150V152L28 153H31V151ZM39 150V149H38ZM40 150V151H41ZM44 150V149H43ZM59 150V149H58ZM58 150H57V153L59 154V152H58ZM60 150V151H61ZM103 150V149H102ZM108 149H107V151H109ZM133 150V149H132ZM135 150H136V148H135ZM35 151V150H34ZM45 151V150H44ZM109 151V152H110ZM120 151V150H119ZM128 151V150H127ZM127 151H125L126 152V154L128 153ZM139 151V150H138ZM149 151V152H148ZM156 151V150H155ZM161 151H162V154L160 155V153H161ZM185 151V150H184ZM192 151V150H191ZM190 151V152H191ZM194 151V150H193ZM202 152H203V150H201ZM36 152V151H35ZM35 152H33V153H31V154H35L36 155V153H38V154H40L38 151L35 153ZM55 152V151H54ZM102 152H104V150L102 151ZM110 152V153H111ZM124 152V153H125ZM137 152V151H136ZM140 152H142V154H140L139 156L141 157V155H145V153H143V151L142 150H140ZM169 152H170V150H169ZM168 152V153H169ZM190 152H188V153H190ZM196 152H198V155H199V153H202V152H200V151H196ZM27 153V151H26V154H28ZM43 153V152H42ZM46 153V152H45ZM78 153V154H77ZM106 154H107V152H105ZM117 153V152H116ZM116 153H114L113 152V154H115L116 155ZM120 153V152H119ZM118 153V154H119ZM14 154V153H13ZM24 154V153H23ZM31 154H30V156H31ZM68 154V155H69ZM112 154V153H111ZM111 154H107V157H110V159L111 160H108V166H109V164H110V166H111V164H112V167L114 166L115 168L117 167V169L115 170V171H118V172H120V177H122V178H120L119 177V175H117L116 174V176L117 177H119L120 178V180L121 179H123V174H125L126 175V177H124V179L125 178H127V175L130 173V172H128L127 171V173H123L122 174V170L124 171V169L126 168H124V166H125V164H124V162H122V163H119V162H121V161H125L124 160V158L123 157H121L122 155L120 154V155H116V156H120L121 158H120V160L121 161H117L116 160V162L114 163V160L113 159H115L114 158V156H110ZM148 154V155H149ZM173 155V156H175V154H173V152H170V155ZM35 155H33V156H35ZM45 155V154H44ZM44 155H42L43 157H45ZM109 155V156H108ZM138 155V154H137ZM136 155V156H137ZM143 155V157H145ZM153 155H149L150 156V158H151V156L153 157ZM171 155V156H172ZM182 156H184L183 154H181ZM187 155V154H186ZM185 155V156H186ZM15 156V155H14ZM25 156V155H24ZM30 156H29V159H30ZM39 156V155H38ZM37 155H36V157H38ZM58 156H60V155H58ZM65 156V155H64ZM104 156V155H103ZM115 156V157H116ZM149 156H147V158H149ZM200 156V155H199ZM237 156V158H236V161H239L238 160V157H240V159H241V161H247L248 162V160L249 159H251L252 161H254V163H256V164H258V167H259V169H258V171L253 175V176H251V180H252V182L253 183H255V185H256V187H255V189H252V192H250L251 190H249V188H247V186L245 187V185L241 182V181H243L245 178H242V175H241V171H240V166L238 165V164H240V163H238L237 162V165H235L234 163H233V159L235 158ZM26 157V156H25ZM28 157V156H27ZM43 157H40L41 158V160H43ZM61 157H62V155H61ZM143 157H141V160H142V158ZM187 157V156H186ZM196 157H197V155H196ZM17 158H18V156H17ZM16 158V159H17ZM34 158V157H33ZM40 158H38V161L40 160ZM72 158V157H71ZM146 158V157H145ZM150 158H149V161H150ZM166 158V159H167ZM180 158V157H179ZM181 158H183V157H181ZM194 158H195V156H194ZM6 160L8 159L7 157L5 158ZM4 159V160H5ZM28 159V158H27ZM35 159H37V158H34V160ZM45 159V158H44ZM63 159H64V157H63ZM74 159V158H73ZM73 159H72V161H73ZM130 159V158H129ZM144 159V158H143ZM190 159V158H189ZM197 159V161H198V158H195V160ZM9 160H10V158H9ZM18 160V159H17ZM46 160V159H45ZM44 160V161H45ZM60 160H62V158L60 159ZM71 160V159H70ZM70 160H69V162H70ZM76 160V164H73V163H71V164H73V165H68L67 166V164H69V163H65V166H66V168L68 169H66V173H67V171H69V173H70V169H72V167L70 168V166H74L73 168H75V167H77L78 166V164H77V161ZM152 160V159H151ZM156 160H157V157H156ZM179 160V159H178ZM195 160L194 161H192L193 163L195 162ZM235 160V159H234ZM251 160H250V162H251ZM19 161V160H18ZM21 161V160H20ZM36 161V160H35ZM44 161L43 162H41V167H42V164L44 163ZM46 161H48V160H46ZM65 161H67V160H65ZM71 161V162H72ZM90 161H87L86 163L89 165V163L88 162H90ZM126 161L128 162V163H126V164H130V166L131 165H133V162H131L130 163V161L129 160H127L126 159ZM181 161V160H180ZM188 161V160H187ZM245 161V162H246ZM5 162V161H4ZM23 162V161H22ZM28 162H32L31 161V159H30V161H28ZM40 162V161H39ZM39 162L37 163V164H39ZM62 162V161H61ZM74 162V161H73ZM81 162H79V165L81 164ZM90 162V163H91ZM107 162V161H106ZM144 162H146V160L144 161ZM244 162V163H245ZM250 162H248L249 164H250ZM50 163V162H49ZM75 163V162H74ZM92 163L90 164L91 166H92ZM141 163H142V161H141ZM149 163V164H148ZM148 163H146V165H148V168H149V165H150V162H148ZM188 163V162H187ZM186 163V164H187ZM197 163V162H196ZM236 163V162H235ZM251 163H253V162H251ZM253 163V164H254ZM21 164V163H20ZM36 164V166H38ZM54 164V163H53ZM62 164H64V162L62 163ZM120 164V165H119ZM121 164H122V168H124V169H122L121 168ZM253 164H252V166H253ZM44 165V164H43ZM48 164H46V166H47ZM51 165H52V163H51ZM50 165V166H51ZM61 165V164H60ZM102 165H104L103 163H102ZM246 165V164H245ZM244 165V166H245ZM255 165V164H254ZM21 166V165H20ZM20 166H19V168H20ZM27 167H29L28 166V164L26 165ZM82 166H87V165H82ZM82 166L80 167V168H82ZM107 166V167H108ZM119 166H120V168H119ZM130 166H128V167H130ZM154 165H152L151 167H153ZM247 166V165H246ZM257 166V165H256ZM33 167H34V165H33ZM39 167V166H38ZM52 167H54V165L52 166ZM59 167V166H58ZM79 167V166H78ZM84 167H83V172L82 173H86L87 174V176H88V178L90 177V175H88V172H90L89 174H91L92 172L90 171V166H87L88 168L87 169H89V170H86V168L84 169ZM99 167H97V168H99ZM106 167V166H105ZM113 167V169H115ZM45 168V167H44ZM49 168H51V167H48V169ZM55 168V167H54ZM62 168V167H61ZM80 168H78V170H77V168H75L77 171H79V170H81ZM93 168V167H92ZM91 168V169H92ZM94 168H95V166H94ZM93 168V170L96 172V171H98V169L97 170H95ZM104 167H102L101 169H103ZM109 168H111V167H108V169ZM136 168V163H135V167L133 168V170H132V168H129L130 169V171H131V173H130V175L132 174V172L134 171V169ZM138 168V167H137ZM17 169V168H16ZM15 169V170H16ZM21 169V168H20ZM35 169V168H34ZM39 169V168H38ZM46 169V168H45ZM53 169V168H52ZM75 169H72V170H75ZM107 169V170H108ZM150 169V168H149ZM242 169V168H241ZM250 169H251V166H250ZM22 170V169H21ZM37 170V169H36ZM35 170V171H36ZM58 170V169H57ZM75 170V171H76ZM84 170L86 171V172H84ZM99 170H100V168H99ZM104 170H106L105 168H104ZM104 170H102V171H104ZM138 170H139V172H141L142 173V171H140L141 169H135V171L136 172H138ZM145 170V169H144ZM228 171V179L226 180V181H224L223 179H222V173H224L225 171ZM252 170V169H251ZM255 170V169H254ZM12 171V170H11ZM18 171V170H17ZM23 171V170H22ZM38 171V170H37ZM36 171V172H37ZM43 171H45L44 169H43ZM113 171V170H112ZM24 172V171H23ZM28 172V171H27ZM33 172H34V170H33ZM40 172V171H39ZM46 172V171H45ZM49 172H51V169H50V171H48V173ZM56 172V171H55ZM54 172V173H55ZM58 172V171H57ZM56 172V173H57ZM73 173H74V171H72ZM80 172V171H79ZM80 172V173H81ZM94 172V173H95ZM144 172V171H143ZM243 172H244V170H243ZM245 172H246V169H245ZM22 173V172H21ZM43 173V172H42ZM52 173V172H51ZM54 173H52V174H54ZM76 173V172H75ZM100 177L102 176V173L99 171V172H96ZM95 173V174H96ZM107 174H106V178H108L112 173H110V172H106ZM108 173H110L109 175H108ZM116 172H114L113 171V174H115ZM141 173H139L138 175L140 176V177H138V178H135V179H140L141 178ZM148 173V172H147ZM153 173V172H152ZM151 173V174H152ZM251 173V172H250ZM11 174H12V172H11ZM11 174H9V176L11 175ZM34 174V173H33ZM36 174V173H35ZM34 174V175H35ZM62 174H63V172H62ZM68 174V173H67ZM94 174V175H95ZM103 174H105V173H103ZM112 174V175H113ZM141 174V175H140ZM162 174V173H161ZM13 175V174H12ZM22 175H23V173H22ZM32 175V174H31ZM33 175V176H34ZM66 175V174H65ZM71 175V174H70ZM70 175L68 176L69 178H70ZM93 174L91 175V176H94ZM137 175V173H136V176H138ZM149 175V174H148ZM37 176V175H36ZM97 176V175H96ZM95 176V177H96ZM108 176V177H107ZM132 176H134V174L132 175ZM135 176V177H136ZM143 176V175H142ZM32 177V176H31ZM45 177L47 178V176H46V173H45ZM48 177H51V175L50 176H48ZM58 177H60V175H58ZM66 177V176H65ZM80 177V176H79ZM98 177V176H97ZM113 177V179L112 178H110V179H112V180H108V182H113L115 179H116V177L115 176H112ZM147 177V176H146ZM153 177H155V176H153ZM158 177V176H157ZM156 177V179H158ZM15 178H16V176H15ZM27 178V177H26ZM35 178V177H34ZM44 178V177H43ZM82 178H83V175H82ZM82 178H81V180H82ZM88 178H86V179H83V180H85V181H87V179ZM105 178V177H104ZM115 178V179H114ZM129 178H131V176L129 177ZM129 178H127V180L129 179ZM134 178V177H133ZM133 178H131V180L130 181H127L126 179V182H133V180L135 181V179H133ZM28 179V178H27ZM38 179V178H37ZM40 179V178H39ZM71 179V178H70ZM70 179H68V181L70 180ZM73 179V178H72ZM91 179H92V177H91ZM91 179H89L88 181H90ZM152 179V178H151ZM167 179V178H166ZM225 179V178H224ZM17 180H20V178H17ZM17 180H15V181H17ZM22 180V179H21ZM36 180V178L34 179V181ZM49 180V179H48ZM51 180V179H50ZM57 180H58V178H57ZM61 182L63 181L64 182V180L62 179V177H61ZM66 180H67V178H66ZM102 180V179H101ZM117 180V179H116ZM115 180V181H116ZM119 180V179H118ZM119 180V181H120ZM141 180V179H140ZM139 180V181H140ZM142 180H143V178H142ZM168 180H169V178H168ZM23 181H25V178H24V180ZM39 181V180H38ZM68 181H66V183H69L70 184V182H68ZM92 182H93V180H91ZM90 181V182H91ZM123 181V180H122ZM122 181H121V184H118V181H117V183L116 184H118V186L120 185H122ZM139 181H135V182H133V184L135 183H137V182H139ZM144 181H146V180H144ZM143 181V183L144 184H146L145 182ZM19 182H21V181H19ZM33 182V181H32ZM31 182V183H32ZM40 182V181H39ZM39 182H37L38 184H39ZM62 182V184L64 185V183ZM97 182V181H96ZM104 182H106V184L108 185H110L111 183H107V181L104 179ZM103 182V180H102V183L101 184H103L104 183ZM124 182V181H123ZM243 182H246V180L245 181H243ZM23 183H26V181L25 182H22V184ZM27 183H29V182H27ZM27 183H26V185H27ZM31 183H29V184H31ZM33 183H35V182H33ZM46 182H45V180H44V183L43 184H45ZM99 183V182H98ZM97 183V184H98ZM114 183V182H113ZM113 183L111 184V185H113ZM139 183H141V184H143L141 181L139 182ZM162 183H165V182H162ZM12 184V183H11ZM13 184H16V182L15 183H13ZM21 184V183H20ZM36 184V183H35ZM47 184H50V183H48L47 182ZM47 184L45 185L46 187H48V189H49V185L47 186ZM96 184V185H97ZM105 184V183H104ZM115 184V183H114ZM115 184V185H116ZM140 184V185H141ZM143 184V185H144ZM148 184V183H147ZM150 184V183H149ZM246 184V183H245ZM248 184V183H247ZM251 184V183H250ZM25 185V184H24ZM63 185L61 186V187H63ZM83 185V184H82ZM94 185H95V182H94ZM99 185V184H98ZM111 185H110V187H111ZM125 185V184H124ZM131 185V184H130ZM137 185V184H136ZM169 185H171V184H169ZM168 185V186H169ZM249 185V184H248ZM13 186L14 185H12V188H13ZM35 186V185H34ZM34 186H31V187H34ZM41 186H43V185H41ZM51 186H52V183H51ZM54 186H57V185H54ZM59 186V187H60ZM118 186H117V188H118ZM127 186V185H126ZM135 186V185H134ZM146 186L147 185H145V188H144V190L146 191L147 189H146ZM150 186V185H149ZM250 186V185H249ZM25 187V186H24ZM30 187V186H29ZM29 188L28 190H26L27 192L28 191H31L33 188ZM97 187V186H96ZM104 188L106 187L107 188V186L105 185V186H103ZM102 187V188H103ZM114 187L115 186H113L112 187V189H114ZM122 187V186H121ZM121 187H119V188H121ZM124 187V186H123ZM122 187V188H123ZM128 188H130L131 190H132V185H131V187L130 186H127ZM139 187H142V186H138V187H134V195L133 196H135L134 197V199H133V196H132V193H131V196H132V199L134 200V202L137 200V198H138V196L136 195V193H140L141 191H142V189H143V187H142V189L141 188H139ZM170 187V186H169ZM168 187V188H169ZM16 188V187H15ZM14 188V189H15ZM35 188V187H34ZM51 188V187H50ZM57 188V187H56ZM70 188V187H69ZM69 188L67 189V190H69ZM98 188V187H97ZM103 188V189H104ZM108 188H109V186H108ZM119 188L117 189V191L119 190ZM121 188V189H122ZM127 188V189H128ZM138 188V189H137ZM151 188V187H150ZM164 188V187H163ZM20 189H21V187H20ZM19 189V191H21ZM36 189V188H35ZM34 189V190H35ZM58 189H60V188H57V189H55V188H53V190L55 191V193H57L56 192V190L58 191ZM99 189V188H98ZM112 189H110V190H112ZM139 189H140V191H139ZM10 190V189H9ZM34 190H33V192H34ZM38 191L37 192H40L39 191V189H37ZM50 190V191H49ZM49 190H46V191H49L48 193H50L51 195H52V198H50V199H54V194H53V192L54 191H52L51 189H49ZM63 189H61V191H62ZM66 190V192L67 193H71L72 191L71 190H69V192ZM100 190H102L101 188H100ZM159 190V189H158ZM161 190V189H160ZM168 190V189H167ZM15 191V190H14ZM42 191H45V190H42ZM106 191V190H105ZM104 191V192H105ZM114 191H115V189L113 190V193H114ZM119 191H121L122 192V190H119ZM118 191V192H119ZM135 191H136V193H135ZM138 191V192H137ZM144 191V192H145ZM157 191V190H156ZM165 191V190H164ZM175 191L177 192V194H175ZM59 192V191H58ZM103 192V191H102ZM106 192H109V191H106ZM111 192V191H110ZM109 192V193H110ZM116 192V191H115ZM121 192H119V193H121ZM123 192H124V190H123ZM126 192V191H125ZM131 192V191H130ZM143 192V191H142ZM144 192H143V194H144ZM162 192V191H161ZM161 192L159 193L160 195L159 196H161ZM7 193H9V192H7ZM21 193L23 194V196H25L24 195V193H23V191H21ZM26 193V192H25ZM29 194H30V192H28ZM43 193V192H42ZM61 193H63V191L61 192ZM61 193H59L60 195V197H61ZM112 193V194H113ZM129 193V192H128ZM127 193V194H128ZM16 195V192L15 193H13V195ZM27 194V193H26ZM28 194V195H29ZM112 194H111V196H112ZM118 194V193H117ZM124 194V193H123ZM123 194L121 193V194H118L120 197H122V199H121V201L123 200V198L127 195L126 193H125V196H123ZM151 194V193H150ZM10 196H11V199H12V195H11V192H10V194H9ZM18 195H20V193L18 194ZM17 195V196H18ZM58 195V193L55 195V197ZM71 195V194H70ZM118 195H116V196H118ZM146 195H149V190H148V193L146 194H144V196H146ZM156 195V194H155ZM10 196H7L6 195V199H7V197L8 198H10ZM17 196H15V197H17ZM23 196H22V199L20 198V196H19V198H17L16 199V205H17V210H20L19 209V205H21L22 206V209H23V207H27L28 209H29V207L31 206V201H30V197L29 196H26V197H24L23 198ZM30 196H32V195H30ZM49 196V195H48ZM58 196V197H59ZM116 196H113V198L114 197H116ZM139 196H141L140 194H139ZM158 196V197H159ZM261 196H263V195H261ZM64 197H66V196H64ZM73 197V196H72ZM72 197H71V199H69L70 198V196L68 195L66 198H68L69 200H72ZM120 197L119 198H117V199H115L116 201L118 200H120ZM137 197V198H136ZM150 197V196H149ZM149 197H146V198H149ZM155 197V196H154ZM33 198H35V197H33ZM32 198V199H33ZM36 198H37V196H36ZM49 198H46L47 200H49ZM112 198V199H113ZM128 198V197H127ZM145 198V197H144ZM187 198H189V200H192L191 202H193V201H195V203H198V209H196V208H192V209H196V210H194V211H196L194 214H191L190 216H186L185 215V210H186V208H187V206L189 205L190 206V203L186 206V204H183V200H185V199H187ZM46 199H45V202H46ZM59 199V198H58ZM62 199H64V198H62ZM111 199V198H110ZM111 199V200H112ZM131 198H130V200L132 201H130L129 199H127L126 201H128V202H130V204L131 203H134L133 202V200H132ZM141 202H144L143 201V195L141 196ZM13 200V199H12ZM57 200V199H56ZM55 200V201H56ZM61 200V199H60ZM65 200V199H64ZM68 200V201H69ZM145 200V203H142L143 204V206L142 205H140V201H138L139 202V205H137L138 203H136L135 202V204H136V206L139 208V206H140V208L142 207L143 209H145V210H147V208H148V206H149V211L151 210L150 208V203L149 202H147V200L146 199H144ZM154 200V199H153ZM161 200V201H162ZM8 201V200H7ZM7 201H5V202H7ZM10 201V200H9ZM20 201V202H19ZM50 201V200H49ZM54 201V202H55ZM62 201V200H61ZM67 201V202H68ZM148 201H150L149 199H148ZM151 201H152V198H151ZM157 201V200H156ZM156 201H155V203H156ZM160 201V202H161ZM264 201V200H263ZM34 202V201H33ZM41 202V201H40ZM63 202V201H62ZM123 202H125V200L123 201ZM123 202H121L122 204L121 205H123L124 203ZM250 202H251V207H250ZM10 203H11V201H10ZM56 203H58L57 201H56ZM60 203V202H59ZM58 203V204H59ZM126 203V202H125ZM149 203V204H148ZM174 203V204H173ZM2 204H5L4 203V200H3V202H2ZM7 204H9L8 202L5 204V205H7ZM34 203H32V205H33ZM36 204V203H35ZM41 204H43L42 202H41ZM54 204V203H53ZM61 204V203H60ZM59 204V205H60ZM120 202H118V205H116L115 207H119L120 205ZM130 204H128V203H126L125 205H129L130 206ZM135 204H133V205H135ZM148 204V205H147ZM157 204H158V201H157ZM192 204V203H191ZM253 204V205H252ZM4 205V206H5ZM40 205V204H39ZM45 205V204H44ZM43 205V206H44ZM54 205H56V204H54ZM54 205H52V206H54ZM59 205H57L56 207H57V209H58V206ZM115 205V204H114ZM156 205V204H155ZM160 205V204H159ZM174 205V206H173ZM195 205V204H194ZM0 206H3V205H0ZM3 206V207H4ZM52 206H51V208H52ZM61 206V205H60ZM144 206H146V207H144ZM191 206H193V204L191 205ZM6 207V206H5ZM10 208V206H7V208ZM33 207V206H32ZM37 207H39L38 205H37ZM41 207V206H40ZM39 207V210L41 209ZM62 207V206H61ZM64 207V206H63ZM122 208H123V206H121ZM133 207H135V206H132V208ZM136 207V208H137ZM161 207V206H160ZM248 207H250V208H248ZM6 208V209H7ZM14 208V207H13ZM43 208V207H42ZM45 208V207H44ZM60 208V207H59ZM66 208V207H65ZM65 208L63 209L62 208V210H65ZM120 208V207H119ZM126 208V207H125ZM139 208V209H140ZM141 208V209H142ZM191 208V207H190ZM11 209V208H10ZM10 209H7V211H9ZM16 209V208H15ZM27 209V210H28ZM30 209H31V207H30ZM52 209H55V208H52ZM51 209V210H52ZM68 209V208H67ZM127 209H129V208H127ZM138 209V210H139ZM27 210H26V212H27ZM38 210V211H39ZM46 210V209H45ZM60 210V209H59ZM121 210V209H120ZM189 210V209H188ZM191 210V209H190ZM252 210V209H251ZM251 210L249 211V212H251ZM31 211V210H30ZM37 211V212H38ZM42 211L44 212V209H42ZM53 211V210H52ZM118 209H117V214H118ZM129 211V210H128ZM131 211V210H130ZM129 211V212H130ZM140 211H142V210H140ZM152 211V210H151ZM150 211V212H151ZM5 212H6V210H5ZM20 212H21V210H20ZM23 212V211H22ZM21 212V213H22ZM49 211L47 210V213H48ZM51 212V211H50ZM123 212V210H121V213ZM125 213H123V214H126L127 212L126 211H124ZM147 212V211H146ZM153 212V211H152ZM151 212V215H150V213H149V215H148V213H147V215L148 216H152V217H154V213H152ZM154 212H155V210H154ZM17 215H15V213H14V215L13 216H17V218H21V215L20 216H18L20 213L17 211ZM29 213V215H30V212H28ZM39 213H41V210H40V212ZM143 213H145V212H143ZM189 213V212H188ZM244 213H246V212H244ZM253 213V212H252ZM8 214H11V213H8ZM7 214V215H8ZM13 214V213H12ZM11 214V215H12ZM123 214H121V215H123ZM26 214H24L23 216H25ZM28 215V216H29ZM39 215V214H38ZM37 215V216H38ZM41 215H42V213L40 214V217H41ZM144 215H146V214H144ZM146 215V217H148ZM242 215H244L243 213H242ZM246 215V214H245ZM250 215V214H249ZM43 216V215H42ZM127 216H128V213H127ZM9 217H10V215H9ZM9 217L7 216V218L9 219ZM30 217V216H29ZM29 217H27V219H28V222H29ZM123 217H125L124 215H123ZM151 217V218H152ZM242 217H244V216H241V218ZM251 217V216H250ZM10 218H12V216L10 217ZM16 218V217H15ZM31 218V217H30ZM38 218V217H37ZM245 218V217H244ZM244 218H242L243 220H245ZM263 218V219H262ZM27 219L25 218V219H23L22 218V222L24 221V220H26V223H23L22 224V222H19L18 220H15V221H17V222H19V225L21 224L22 226L23 225H25V224H27ZM32 219H34L33 217H32ZM120 219H122V217L120 218ZM154 219V218H153ZM231 218H229L228 220H230ZM251 219V218H250ZM249 219V220H250ZM11 219H9V221H10ZM12 220H14V217L12 218ZM31 220V219H30ZM38 220H40L41 221V219L40 218H38ZM99 220V219H98ZM14 221V222H15ZM33 221V220H32ZM237 221H240V219H237ZM253 221H254V219H253ZM11 222V221H10ZM13 222V221H12ZM231 222H234V220H230V222L229 223H231ZM236 222V221H235ZM241 222V221H240ZM263 222V221H262ZM32 223H34V222H31V224ZM36 223V222H35ZM37 223H39V222H37ZM36 223V224H37ZM214 223V222H213ZM212 224V223H211ZM237 224V223H236ZM235 224V225H236ZM240 224V223H239ZM245 224V223H244ZM260 224H262V223H260ZM263 224H264V222H263ZM262 224V225H263ZM17 225H18V223H17ZM18 225V226H19ZM20 225V226H21ZM151 225V224H150ZM230 225H232V224H230ZM230 225H228L227 227H229ZM234 225V224H233ZM28 226H30V223L28 224ZM32 226V225H31ZM152 226H153V224H152ZM151 226V227H152ZM159 226H157V229H159ZM207 226V225H206ZM239 225H237V227L235 226V228H236V231H238L237 230V228H239L238 227ZM248 226V225H247ZM213 227V226H212ZM226 227V228H227ZM232 227V226H231ZM230 227V229L229 230H231L232 228ZM243 227V226H242ZM245 227V226H244ZM254 227V226H253ZM258 227V226H257ZM260 227V226H259ZM263 228H264V225L262 226ZM23 228H24V226H23ZM22 228V229H23ZM246 228V227H245ZM261 228V227H260ZM21 229V227L19 228V230H21V231H23ZM134 229V231H135V228H133ZM154 229H156V228H154ZM153 229V227H152V230H154ZM242 228L240 227V230H241ZM254 229V228H253ZM262 229V228H261ZM261 229H258L257 230V233L258 232H261ZM125 230V229H124ZM215 229H214V232H215V234L217 233V231H216ZM248 230H249V228H248ZM25 231V230H24ZM123 231V230H122ZM122 231H121V233H122ZM127 231V230H126ZM131 231V229H129V233H131L130 232ZM213 231V230H212ZM224 231V232H223ZM235 231V230H234ZM234 231L231 233V234H235V233H237L236 231H235V233H234ZM245 231V235H246V230H244ZM124 232V231H123ZM155 232H156V230H155ZM162 232L161 231H159V233H161L162 234ZM227 232H228V229H227V231H226V234L224 233V235L223 236H226V238H228V234H227ZM4 233V232H3ZM117 233V232H116ZM128 232H126V235H125V237L127 236V235H130ZM133 233H135V232H132V234ZM153 233H154V231H153ZM157 233V232H156ZM155 233V234H156ZM172 233H170V234H172ZM242 233H243V231H242ZM252 233V232H251ZM257 233H255V234H257ZM19 234H22L21 232L19 233ZM24 234V233H23ZM118 234V233H117ZM124 234H125V232H124ZM132 234L130 235V238H125L126 239V241L124 242V243H126L127 242V240L128 239H130L128 242H130L131 244H132V242H133V245L130 247V245L129 244H127L128 246H126V247H130L131 248V250L134 248L133 246H135L136 245V243L135 242H138L139 240V238L137 239L138 241H133L134 239H135V237L137 236V234H135V236H134V234H133V236H132ZM240 234V233H239ZM239 234L237 233V235L239 236ZM254 234V235H255ZM261 234V233H260ZM264 233H262L261 235H263ZM4 235V234H3ZM121 235V234H120ZM222 235V234H221ZM116 236V235H115ZM122 236V235H121ZM132 236V237H131ZM220 236V235H219ZM222 236V237H223ZM230 236V235H229ZM236 236V235H235ZM240 236H242L243 237V235H241L240 234ZM239 236V237H240ZM3 237V236H2ZM120 237V236H119ZM134 237V239H132ZM221 236H220V238H222ZM237 237V236H236ZM242 237H240L241 239H239V240H241V242H243L242 241ZM122 238H124V236L122 237ZM225 238V237H224ZM225 238V239H226ZM234 238V236H231V238L229 237V239H230V244L232 243H235V242H231V239H233ZM244 238V237H243ZM256 238V237H255ZM117 239V238H116ZM131 239H132V242H131ZM223 239V238H222ZM221 239V240H222ZM238 239V238H237ZM123 239H121L120 241H122ZM183 242H182V241ZM235 240H236V238H235ZM239 240H237V241H239ZM245 240V239H244ZM120 241H118L119 243H120ZM181 241V242H180ZM217 241V240H216ZM248 241V240H247ZM246 241V242H247ZM227 242H228V239H227ZM123 243V242H122ZM123 243V244H124ZM173 243H174V241H173ZM174 243V244H175ZM179 243V244H178ZM222 243V242H221ZM225 243V242H224ZM239 243H240V241H239ZM245 243V242H244ZM116 244V243H115ZM122 244V245H123ZM139 244L140 243H138V246H139ZM183 244V245H182ZM227 244V243H226ZM242 245H243V243H241ZM240 244V245H241ZM251 244V243H250ZM121 244H119V246H120ZM177 245H175V246H177ZM234 245H236V243L234 244ZM234 245H231V247H233ZM239 244H238V246H240ZM246 245V244H245ZM124 246V245H123ZM223 246V245H222ZM227 246V245H226ZM137 246H135V248H136ZM230 247V246H229ZM241 247V246H240ZM239 247V250L241 251V248ZM129 248V249H130ZM134 248V249H135ZM137 248H139V247H137ZM219 248H221L220 247V244H219ZM235 248H236V246H235ZM145 249V248H144ZM143 249V250H144ZM147 249H150L149 247H147ZM182 249H184V251H186V252H183V250ZM225 249V248H224ZM223 249V250H224ZM136 250V249H135ZM173 250H175V249H173ZM234 250V249H233ZM236 250H238V249H236ZM133 251V250H132ZM147 251V250H146ZM150 251V250H149ZM222 251V250H221ZM227 251V250H226ZM235 251V250H234ZM151 252V251H150ZM150 252H148L147 251V253H148V255H149V253ZM173 252H175V251H173ZM176 252H175V254H176ZM236 252V251H235ZM136 253V252H135ZM135 253H134V255H135ZM152 253V252H151ZM226 253V254H225ZM140 254H142V253H140ZM143 254H144V252H143ZM142 254V255H143ZM145 254H146V252H145ZM144 254V255H145ZM168 254V253H167ZM175 254H174V257H175ZM181 254V255H182ZM142 255L140 256V259H141V257H142ZM147 255V254H146ZM152 255V254H151ZM166 255V254H165ZM177 255H178V258L179 259H181L180 258V254H176V258H177ZM168 256V255H167ZM169 256H170V253H169ZM168 256V257H169ZM173 256V255H172ZM184 256V255H183ZM193 255H189V257H192ZM195 257H196V255H194ZM232 256V255H231ZM240 256V255H239ZM149 257H150V255H149ZM164 257V256H163ZM171 257V256H170ZM187 257H185L183 260H187V259H189V257L187 258ZM194 257V260L196 261L198 258L196 257L195 258ZM143 258V257H142ZM152 258V259H151ZM151 260H154L153 259V256H151ZM167 258V257H166ZM175 258V260L174 261H176L177 260V263H179L178 262V259H176ZM225 258V259H226ZM227 258V259H228ZM241 258V257H240ZM250 258H252V257H250ZM170 259V258H169ZM168 259V260H169ZM193 259V258H192ZM200 259L199 260H197V261H199L200 263H203V262H201L200 261ZM239 259V258H238ZM136 260V259H135ZM135 260H133V262H132V264L135 262ZM137 260H139V259H137ZM151 260H149V261H151ZM173 259H172V257H171V259L169 260V262H172V263H174L173 261H172ZM193 260V261H194ZM147 260H145V262H146ZM157 261H159V260H157ZM181 262H182V260H180ZM192 261L191 259H189V260H187V263H189L190 264V262ZM244 261V260H243ZM242 261V262H243ZM138 262V261H137ZM139 262H141L140 260H139ZM138 262V263H139ZM144 261H143V264L145 263ZM151 262H154V261H151ZM164 262V261H163ZM168 261H167V264L169 263ZM180 262V264H185V261H183L184 263H181ZM198 262V263H199ZM137 263V264H138ZM149 263V262H148ZM194 263V262H193ZM199 263V264H200ZM204 263V264H205ZM135 264V263H134ZM141 264V263H140ZM146 264V263H145ZM154 264H155V262H154ZM157 264V263H156ZM160 264V263H159ZM161 264H163L162 262H161ZM170 264V263H169ZM174 264H176V262L174 263ZM192 264V263H191ZM197 264V263H196Z\"/></svg>", "mask_w": 264, "mask_h": 264}]
</instances>
